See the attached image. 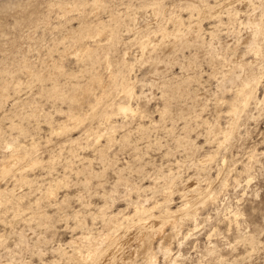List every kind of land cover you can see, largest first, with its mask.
I'll return each instance as SVG.
<instances>
[{
    "label": "rangeland",
    "instance_id": "374dc122",
    "mask_svg": "<svg viewBox=\"0 0 264 264\" xmlns=\"http://www.w3.org/2000/svg\"><path fill=\"white\" fill-rule=\"evenodd\" d=\"M79 1H82V2H80V4L83 5V7L81 6V9L78 10L79 14L77 13V10H75V11H71V14H70V12H68V13H66L67 15H65L62 12H59L60 10L57 9V7L60 4H62L63 2L64 3H66V2H77V3H79ZM90 1L93 2V0H0V77H1L0 80L3 81L4 79H8V78L11 79V78L16 77V80L18 79L20 81V86L18 85V87H16L17 92L15 90L13 92L15 85L12 84L13 88L11 86L10 87L11 89H9L8 100L4 101L3 104L0 105L1 106L0 107V115L2 116V119L0 116V133H1V135H0L1 136L0 137V143H1L0 155H2L3 154L2 151H4V149H3V142L4 141L3 140H5V139L11 140L10 138L12 136H17L18 140L21 143L26 144L27 147H29L30 143L33 141V143L36 145L35 148L37 149L35 153L44 162L43 165H35L31 168H28V171H26V174L29 175V177L32 179L33 182L30 184L31 187H29L30 185H24L21 188V190L19 189L20 192L26 193V194H24V196L21 199H18L19 201H17L14 197L9 195L10 200L8 199V201H6L3 204L6 206H2L1 205L2 203H0V210L5 211V212L0 213V219L5 218V219L0 220V233L2 232L4 235V239H3L4 242L1 241L3 246L1 244L2 249L0 248L1 249L0 250V260L2 259L0 261V264H5V262H6V264H15V263L16 264H22L23 260L27 259V260L31 261V258H32V262L34 264L35 263L40 264L42 258H44L45 260H49L50 257H54V256L56 257L57 253H55L54 250L58 244H62V243L64 244L65 241H68L71 238V237H69L70 234L72 236V234L74 233V236H76V234H80V232L82 230H85L84 227H83V229L73 228L75 226L74 224L76 223V219H74L75 215H77L78 218L79 217L81 218V216H83L82 219H85L84 221L86 223H88L87 224L88 226L93 227V231H98V230L103 229L104 227H102V226L104 224H103V221L100 219V217L97 216L96 217L97 219L95 218L96 221H94L95 219L93 218V216H91V214L96 212V211H97L96 213H98L99 208H100L99 205H101L102 203L104 204V206L102 205L104 208L103 212L106 214L115 213L120 208L124 209L126 211L132 210V206H130V205H132L131 201H135V200L143 201L144 199H150V198H151L150 201L155 199V198H157V199L159 198L161 200L164 197H166V195H164L165 194V192H164L165 187L172 186V189H173L172 194H171V198L173 199L172 201L174 204H179L181 202V196L179 195L180 191L184 192V194L187 197L189 196L190 199H195L196 196H198L196 191H193L192 188H189V186L191 184H193V185L190 187H196L197 185L199 188L202 187L203 190L201 189V191H205L206 189H211L218 196H217V199L215 200L216 204H215V202L207 203L205 205V208H203V211H202V206L200 207V210H199L200 213L198 212V214H197L198 216L196 217V218H199V219H197V223H198L199 227L197 226V229H195L192 232V234H190L187 238L181 239L182 237L179 238V236H177L176 239H174L175 237H173V236H176V235H174V231H171L170 226L167 225V227H166L167 230L168 231L170 230L173 233L172 234L173 236H171L172 239L169 240V241H172L171 242L172 244H170V242L168 241L169 245H171L170 246L171 250H173L171 255H177L178 253H181L179 255L180 257L178 260L179 264H264V103H262V102H264V100L259 104V105L262 104L261 106H257L258 104H256V103L254 104L255 100L251 99L248 107L244 111L239 112L240 114L238 113L239 117H238V120L236 121V127L230 132V134L228 135L227 141L224 144H222L223 146L221 145V147L218 148V152H217L218 154L216 153L217 155L214 157V159L208 160V162H206L205 164H201L199 159H198L201 157L205 158V156L209 150L217 149L218 145H217L216 141L213 138H209V136L208 137L206 136V135H208L206 131L209 130V127L212 126V124L214 125L216 120L217 121L219 120L218 122L222 126H225L223 124H226L227 120H228L224 114V110H225V106H223L224 103L220 104V105H214L215 101H217L218 96L220 97L221 95H223V96H226V98H227L230 94V89L232 91V89L234 88V87H231V85H229V83H226L227 87L225 89L219 85V82H220L219 80H221L222 74L226 73V72L232 73L234 70H236V71H234L235 73L237 72L238 75L241 76V78L246 79L247 77H249L248 75H250L252 77H254V75H255V77H258L259 74L261 73L262 69L264 68L263 67L264 66V37H263L264 36V30H262V29L257 30V29H259L257 26L262 27L264 25V19H262V18H264V15H263L264 14V0H243V1L242 0H231V1L226 0L227 2L225 0H222V2L219 4H218V0H211L209 2L215 3V5L218 4V6H219L220 4H222V5H220L221 7L215 6V8L217 10H219L218 14L220 13V15H219V17H216L217 19L213 18V17H209V19H208V17L203 18V20H201V22H200L201 23L200 26L197 28H196V26H195V28L193 27L195 24H191V23H195L194 19L196 18V16H193L192 18L190 17V15L186 16L187 14L190 13L189 12L190 9L188 7L185 9V7L183 5V3L187 0H157V1H155V0H141V1H143V5L140 2V0H101V5H99L98 7H96V6L91 7L92 3L91 4L88 3ZM102 1L104 2V4ZM154 1L157 3H155ZM190 1L192 3V2H196L197 0H195V1L188 0V2H190ZM234 1H236V2H234ZM128 2H130V3H128ZM219 2H220V0H219ZM242 2H244L245 4ZM53 3H54V5H53ZM85 3H86V5H85ZM197 3H202V1L198 0ZM223 3H225V4H223ZM144 4L146 5L144 8L139 6V5L144 6ZM148 4H150V6ZM163 4H165V7ZM109 5H111V6H109ZM156 5L160 9H162V12L159 11L160 9L155 10V7H157ZM175 5H177V7L179 5V8H176ZM153 6H154V9H153ZM181 6L184 7V9ZM228 7H234V8L236 7L239 11H235L234 9H233L234 11L233 10L230 11V9ZM82 8H83V10H82ZM226 8H228V9L226 10ZM140 9H142V10H140ZM167 10H169V11H167ZM182 10H184V11H182ZM245 10H246V12H245ZM149 11H152L153 13L149 12ZM170 11H172V12L170 13ZM226 11H227V13H226ZM247 11H249V12H247ZM251 11H252V13H250ZM147 12H148V14H147ZM166 12H168L169 14ZM224 12L227 15H224L223 14ZM60 13H62V15ZM124 13H125V15H124ZM132 13L135 15H131ZM149 13H151L152 15ZM174 13H176V14H174ZM43 14H44V16H43ZM88 14H89V16H87ZM126 14L130 17H127ZM241 14H243V15H241ZM79 15H82V16L80 17ZM177 15H178V17L180 16L182 18L186 17L183 19L185 21L184 22L185 25H183V27L181 28L182 30H180V32L183 33V31H185L183 34L186 37L191 35V36H189V39L191 41L190 44L179 45L180 42L178 43L177 40L173 41L174 39H173L172 35H171V37L166 36L165 38H167V40L163 39V40H165V42L167 41L166 45H165L164 41H163V45H162V47H165V48L162 49V47L161 48L157 47L158 49H155L154 51H152V49H151L150 51L154 52L155 54H153V53L152 54L151 53L145 54L144 59L142 61L136 62L135 66L133 65V67L130 69H129V67L122 65L120 59H121V57H122L121 55L123 54L124 51L128 50V52H129L128 59L129 60L133 59V58H131L132 54L135 55V54H137V52L140 53L141 41H138L139 39L140 40L141 39L146 40V38L150 37L149 39H150V41H152L151 43H153L155 40H156L155 43H157L162 38V36L160 34L161 33L160 27L163 26L162 28L166 29L167 31H169L170 28H172L173 30H176L177 26H174L175 24L173 23L172 20H174L175 17H177ZM116 16H120L121 19H120V17H118V19H116ZM131 16L132 17L134 16L135 18L134 17L131 18ZM159 16H160V18H159ZM162 16H164V17H162ZM165 16H168V17L166 18ZM170 16H171V18H170L171 21L169 19ZM57 17H58V19H57ZM65 17H68V18H65ZM147 17H149L151 19H149V18L147 19ZM70 18H72V19H70ZM110 18H112V19H110ZM127 18H128V20H126ZM219 18H220V20H218ZM43 19H45V20H43ZM98 19L103 20L104 23H107V25L110 24L111 26H109V29L110 30L112 29L113 31L115 30L114 32H116L113 38H111V37L108 38L109 40H107V42L105 41L107 36H111L110 33H108V32L103 33L105 37L102 34L97 38V39L101 38L102 42L104 44L107 43V46L110 47L109 48V54H110L111 60L113 59L112 60V62H113L112 67L110 70L113 69V72L116 70V72H114V73L117 74V78H119V76L123 75V74L125 77L126 76H127V78L129 77V79H131V80H135L134 78H136V77H137V79H140L142 77V81H138L136 84V90H137V92L142 90L143 95H146V96L142 95L143 97L140 96L139 99L137 98V100L135 99L132 101V102H134L133 103L134 105H137L139 107V111H141V113L143 112L142 113L143 116H140V113L137 112V114H135V116L129 115V117L128 116L122 117V116L118 115L116 117H113L112 119L110 118L109 121L111 123L115 122L116 124H118L117 127H119V128L117 129V127H116L113 131H111L112 133L109 131L108 132L104 131L103 133L105 135L104 134L103 135L105 137L101 136L102 138H100V142L102 144L107 145L105 150L103 149V153L105 154L104 155L105 157H103L101 155L102 153H101V150L99 149V147L101 148V145H99L100 142L97 143V146H95V144H94L95 142L93 141V139L89 140L90 143H87V138L85 137V134L83 135L82 131L86 128V126H89L88 128H90V126H91L90 129H92V127H96V126L101 127V128L100 127L93 128L91 130V132H93V131L95 132V129H96V131L99 129L101 132H102V129L103 130L106 129V127H107L106 125H109L108 124L109 121L106 119H103L102 117H101L102 118L101 119L100 117L95 115V113L97 112V114H99L102 111V109H104V108L109 109L110 104L106 105V103L112 102L113 101L112 97L114 98V101L118 100V98L119 99L125 98V97H122V95H124V94H123L121 86H119L120 81L118 80L119 82L118 81L115 82V86L113 87V89L111 87L112 86V82H111L110 83L111 86L110 87L107 86L106 92H109V89H110V93H108V96H106L107 94L104 95L103 101L101 103H99L100 105L97 103V105L94 106V109L91 110L89 107H87L88 102H90L92 100L95 103V98H93L94 94L98 95L103 90V89H101L102 86H100L99 84H96L97 82L94 83L92 85V89H91L93 92L95 90L94 94L91 92L89 97L88 96L83 97V100L85 103L83 102V104H82L83 108L80 107V110H81L80 113L87 112V117L85 118V120H83L82 124L80 125L81 127L78 126V128L76 127L74 130H72L70 132L69 131L63 132V134L61 132L59 134L60 135L59 136L58 134H55V133H52V134L49 133L50 129H48V128H50L51 123H50V121L49 122L47 121L48 119L44 116V113L45 112L51 113L50 117H52V119H54V122L56 119H65V118H63L64 114H61V113L58 114L59 112L57 113V110L59 109V107L63 110H66L67 109L66 107H68L69 103L66 101H63V100L60 101V99H54V101H52L53 98H50L47 95H44L42 92L43 87H49L50 86L49 81L48 80L43 81V82H39L38 80L34 81L35 79L33 76H31L32 75L31 72L29 70H27V68L25 67V64L31 65V66H33L34 69H37V70L41 69L42 72L43 71L46 72L47 70H49V71L51 70L50 72H53L54 70H56V71H54L56 79L59 82L60 86H62L63 89H65V91H68L69 86L72 85L73 82L75 84L76 81H77V83H79V82L81 83L82 81H84L82 83L85 84L88 81H91L90 76H91L92 72H89L91 70L93 71V73L95 71H97L95 73L101 74L100 77L101 78L104 77L101 80L105 81V83L108 81H111L110 76H109L111 73H110L109 69L106 66H104L105 64H103L104 63L103 61H101V62H99L93 66H92V64L87 63L85 61L83 63V61L78 60L76 58L75 54L71 52L73 47L70 45L71 44L70 38L63 40V37H64L63 33L66 32V30L69 28V25L76 27L78 25V22L82 23L83 20H84V23L89 21L93 24V23H96L98 21ZM133 19H136L137 21L139 20L138 23H140V22L141 23L138 24L136 20L131 21ZM167 19L169 21H167ZM212 19L213 20L215 19L214 20L215 22L212 21ZM248 19L249 20L254 19V21L256 20L257 24H260V25L256 24L254 27L249 26V24H248L249 20ZM260 19H261V21H260ZM80 20H82V21H80ZM150 20H152L153 24H149V23H151ZM192 20H194V21H192ZM114 21H117V22H114ZM142 21H143V23H142ZM144 21H146L147 23ZM210 21H212V22H210ZM219 21H220V23H218ZM243 21L246 22L247 24L246 23L244 24ZM112 22H114V23H112ZM157 22H159V23H157ZM162 22H164V24H162ZM144 23L149 24V25H145V27H143ZM231 23H232V25H231ZM172 24H173V26H172ZM113 25H114V27H113ZM125 25H127V26H125ZM134 25H135V27H134ZM153 25H155V27ZM170 25H171V27H169ZM187 25H188V27L190 26L189 29H186V28H188ZM213 25H215V26L213 27ZM244 25H247L248 27L246 28V26H244ZM128 26L133 27V28H130ZM164 26H165V28H164ZM216 26H218V28ZM116 27H117V29H116ZM128 28H130L132 31L129 30ZM137 28H138V30H137ZM157 28H158V30H157ZM211 28L215 29V30H212ZM233 28H235V29H233ZM152 29H155V30L152 31ZM196 29L200 30V32ZM110 30H107V31H110ZM173 30H170V32H172ZM189 30H190V32H189ZM210 30H212L213 32L210 33L211 32ZM252 30H253V32H255V34L252 32ZM125 31L128 33H126ZM142 31L145 33L147 31L148 32L146 33V35H144L145 33H143ZM154 31H156V35H153V34H155ZM187 31L190 34H188ZM208 31H210V32H208ZM192 32L194 33L193 35H195V33H198L199 36L195 35V36H193V38H190V37H192ZM214 32H216V33H214ZM217 32H219L218 34H220L221 36L217 35ZM130 33H131V35H130ZM148 33H149V35H148ZM139 34H141V35H139ZM208 34H210V36ZM213 34H216V35L211 36ZM251 34H253L252 37H251ZM200 35H201V38H200ZM117 37L119 38V42H117L118 41V39H116ZM144 37H146V38H144ZM250 37L251 38L255 37L254 39H256V41H255L256 43L254 42V40H251ZM158 38H160V39H158ZM195 38H196V40H195ZM197 38L199 39V41H202V42L199 43ZM213 38H214V40H217L218 38L219 39L216 42H214ZM223 38L225 39V41L223 40ZM50 39H52L54 42H56V41L57 42L54 43L52 40L50 41ZM135 39H137V40L135 41ZM191 39L197 43H195L194 41L192 42ZM200 39H202V40H200ZM206 40H209V41H206ZM245 40L248 43L247 46H246ZM248 40H250V42ZM258 40H260V41L262 40V41L260 42ZM169 42H172V43H169ZM174 42H176V43H174ZM218 42H220L221 46L218 45L219 44ZM50 43H53L51 45V47H50ZM155 43H153V44H155ZM168 43H169V45H168ZM194 43L196 46L194 45ZM221 43H223V44H221ZM252 43H254V44H252ZM260 43H262V44H260ZM55 44H57V45L59 44V45L55 46ZM209 44H212V45H210V47H208ZM215 44L217 46H215ZM256 44L257 45L260 44L259 45L261 47L260 52H262L261 56L260 55L256 56L257 59L254 56L255 53H253L254 47L256 48ZM171 45H173V47L175 49H173V47H171ZM174 45H176L177 47ZM178 45L182 46V47H178ZM198 45H200L201 50L199 49ZM223 45H226L228 47L223 46ZM125 46H126V48H124ZM150 46H152V44L149 45V47ZM187 46L188 47L190 46L191 48L189 47L190 48L189 49V48H187ZM192 46H194V47H192ZM201 46H203V47H201ZM211 46H214V47H211ZM234 46H237V47H234ZM240 46L241 47L243 46L242 47L243 49L240 48ZM245 46H246V48H244ZM215 47H216V50H215ZM220 47H221V49H220ZM114 48H116V50ZM210 48H211V50H210ZM217 48L219 50H217ZM228 48H231V49H228ZM233 48H235V50ZM251 48H252V51L250 50ZM47 49L50 51H48ZM123 49H124V51H123ZM159 49H162V50H159ZM177 49H179V51ZM52 50H54V51H52ZM173 50L174 51L177 50L176 53L175 52L171 53ZM187 50H189L190 52ZM207 50H209V51L206 52ZM224 50H226V52H224ZM241 50L243 51L242 52L243 55L241 53ZM168 51H170V52H168ZM118 52H120V53L118 54ZM166 52H168V53H166ZM218 52H219V54H217ZM161 53H162V55L163 54L165 55V53H166V56L163 55L164 59H163V57H161L162 56ZM180 53H183L182 54L183 56ZM192 53H194V54H192ZM223 53L224 54L226 53V54L224 55ZM233 53L236 54L235 57H234ZM244 53H246V54L244 55ZM150 54H151V56H150ZM221 54H222V57L220 56ZM167 55L169 56V58H171V59H168V61H167V57H168ZM172 55H173V57H172ZM175 55H176V57H175ZM179 55L182 57H185V59L182 58L183 59L182 60ZM199 55H200V57H199ZM237 55H238V57L239 56L240 57L238 58ZM148 56H150V57L153 56V60H152V58H150ZM186 56H188L187 58H189V59H187ZM189 56H192V57H189ZM158 57H160L161 59ZM174 57H175V59H177L176 61H175ZM201 57H203V58H201ZM230 57L233 60H231ZM246 57H249V58H246ZM200 58H201V60H200ZM211 58H213L214 62L217 61L216 62L217 64L214 63L213 61H211L212 60ZM226 58H227V60H226ZM55 59H58L61 61L62 65H63L62 66L63 68H61L62 70H64V71L68 70V72H64L65 74L63 76H62L63 73H59V71L57 69H55L54 67L52 68V66H51L53 63V60H55ZM149 59L151 60V63H153V64L150 63ZM208 59H210V60L207 61ZM219 59H222V60L219 61ZM248 59H250V60H248ZM117 60H119V62ZM239 60H240V62H239ZM259 60L261 63L258 62ZM154 61H155V63H154ZM188 61H190V62H188ZM198 61H200V62H198ZM210 61L214 65H211V63H208ZM222 61L225 64H222L221 63ZM159 62L161 65H158ZM197 63H200V64H197ZM238 63H241V65L240 64L237 65ZM256 63H257V65H255ZM89 64H90V66H88ZM101 64H102V66H100ZM149 64H151V65H149ZM168 64H170V65H168ZM183 64L185 67L182 66ZM258 64H259V66H258ZM225 65H226V67H225ZM98 66H100V67H98ZM155 66H156L158 72L157 71L154 72V70L153 71L151 70V68L155 67ZM167 66H169V68ZM212 66H214V68H215L214 73H213ZM218 66L222 69L218 70ZM104 67L107 69H105ZM164 67H166V68H164ZM230 67L231 68L234 67V69H231ZM250 67H251V70H250ZM258 67H259V69H258ZM187 68H188V70H187ZM228 68H230L232 71L231 70L228 71L229 70ZM239 68H242L243 73H242V70ZM45 69H47V70H45ZM165 69H166V72L163 71ZM119 70H121V71H119ZM123 70L125 73L122 72ZM179 70H180V72H179ZM248 70H249V72H247ZM20 71H22V72H20ZM181 71L184 74V76L182 75ZM198 71H199V73H198ZM209 72H211V74H210L211 76H214V75H216V76L211 78L209 75ZM216 72H218V73H216ZM68 73L71 75H69ZM118 73H119V75H118ZM160 73L163 75H161ZM185 73H187V74H185ZM176 74L180 75V76L179 77L174 76ZM189 74H191V75L189 76ZM197 74H199V75H197ZM75 75H78L77 77H79V75H80L81 79L76 78ZM81 75L82 76L84 75V76L81 77ZM164 75H166V76H164ZM220 75H221V77H220ZM232 75L235 76V74H233V73H232ZM29 76H31L32 78ZM72 76H74V77H72ZM106 76L107 77L109 76V77L107 78ZM168 76H170L169 79H168ZM181 76L183 77V79ZM191 76H193V77L190 78ZM10 79H8V80H10ZM152 79H154V80H152ZM167 79H168L167 82H163V81H166ZM177 79H178V81L180 79V81H179L180 83L178 82V84H176ZM197 79H199V80H197ZM204 79L206 80V82ZM24 80H25V82H24ZM28 80H29V84H28ZM143 80L145 82H143ZM30 81H32V82H30ZM170 81H171L172 85L182 86V89L180 88L181 89L180 90L181 92L179 93L180 95H177L179 98H176L175 100H173L171 102L170 106L168 107V111L164 112V108H163L164 102H162V101H164V97L162 96L164 89H162V87H163L162 85L165 83H169ZM155 82H157V83H155ZM172 82H174V83H172ZM196 82H198V83H196ZM213 82H216V84ZM262 82H264V79ZM262 82L258 86V92H260L259 93L260 95H263V93H264ZM45 83L47 86L45 85ZM97 85H99V86L96 87ZM147 85H149V86L147 87ZM166 85L167 84H165V86L163 88H166ZM149 87H151V89H149ZM93 88H94V90H93ZM99 88H100V90H99ZM96 90H97V92H96ZM188 90H190V92H188ZM201 90H203V91H201ZM219 90H220V92H219ZM184 91H186V92H184ZM205 92H207L208 95ZM188 93H189V95H187ZM184 94H186L187 96H190V95L191 96H190V98L189 97L187 98L186 95L184 96ZM198 94H199V96H198ZM203 94L206 95L208 98L206 96H205L206 97L205 98ZM80 95H82V94H80ZM215 95L217 96V98ZM87 97H88V99H87ZM105 97H107V98H105ZM192 97H194V98H192ZM89 98H91V99H89ZM14 99H15V102L13 101ZM85 99L87 100V102ZM108 99H110L109 100L110 102L108 101ZM177 99H178V101H177ZM199 99L200 100L202 99L201 100V101H203L202 104H201V101H198ZM106 100H107V102H106ZM92 101H91V103H93ZM195 101H196V103L194 104ZM12 102L14 105L11 104ZM138 102H140V103H138ZM192 102H193V105L192 104L190 105V103H192ZM27 103H29V104H27ZM177 103H179V104H177ZM9 104H11V105H9ZM37 104H38V106H37ZM42 104H44V105H42ZM58 104H60V105H58ZM85 104H87V105H85ZM180 104H186V105H180ZM216 104H218V103L216 102ZM16 105L18 107L14 108V107H16ZM195 105L197 106L196 109H195ZM35 106H37V108L35 109L36 111L35 110L33 111V107H35ZM191 106L192 107L194 106L193 107L194 116L193 115L186 116L187 114L185 116L180 115V117L186 118L187 121L189 119L188 122L186 121V119L184 121L183 118L181 119L179 116L178 117L181 120L179 118H176L178 113L182 112L183 110L189 111L192 108ZM101 107H104V108H101ZM200 107L204 108V110H201ZM219 107H220V109H219ZM85 108L89 109V110H86ZM15 109H16V111H15ZM82 109L84 111L85 110L86 111L84 112ZM181 109H183V110H181ZM198 109H200V110H198ZM162 110L165 114L161 117V114L163 113V112H161ZM218 110L221 113H219ZM91 111H94V112H92V115H91ZM170 111H171V113H170ZM88 112H89V114H88ZM174 112H178V113L174 114ZM189 112L192 114V109ZM198 112L200 114H198ZM166 113H169V114L166 115ZM217 113L220 115V117H216V116H218ZM8 114L10 115L9 118H8ZM14 114H16L17 116ZM158 114H160V115H158ZM170 114H171V116H170ZM197 114L199 116H197ZM212 116H214V117H212ZM92 117H95V118H92ZM152 117H153V119H152ZM189 117H191L193 119L191 120V118H189ZM203 117L206 120H204ZM215 117L219 118V119H216ZM99 118H100V120H99ZM149 118H151V119H149ZM174 118H176V120L179 119V121L176 123V120ZM90 119H93V120L90 121ZM159 119L161 121H158ZM170 119H171V121L173 119V122H171ZM27 120H28V122H27ZM104 120H106V121H104ZM128 120L131 122L129 123ZM150 120H152V121H150ZM16 121L18 123H20V125L17 124L19 127H14L12 125L10 127V122L11 123L14 122V124H15V123H17ZM125 121H126V123H125ZM193 121H196L195 124H198V125H195ZM99 122H100V125H97ZM120 122H124L125 124L122 126L120 124ZM198 122H201V123H198ZM222 122H223V124H222ZM35 123H36V126H35ZM143 123L144 124L147 123V125H149V127L146 125L144 126ZM182 123L184 124V126H181ZM187 123H188V125H187ZM238 123H240V124H238ZM137 124L138 125L140 124L141 126H138ZM162 124L165 127V128L163 127L164 129L162 128ZM173 124H175V125H173ZM209 124H210V126H209ZM21 125H23V126H21ZM119 125H121L122 128ZM170 125H171V127L173 126V128H170ZM237 125H239V128ZM32 126H33V128H32ZM136 126H137V128H136ZM29 127H31V128L28 130ZM83 127H85V128H83ZM141 127L145 128V129H143ZM180 127H182L183 129ZM187 127L188 128L192 127V128H190V131H189V129ZM206 127H208L207 130H204ZM21 128H23V129H21ZM134 128L137 132H135V130H133ZM168 128H170V129H168ZM179 128H180V130H179ZM129 129H131V130H129ZM172 129H174L173 132L171 131ZM185 129L187 132L185 131ZM24 130H26V131L24 132ZM124 130H126V131H124ZM117 131H119L121 134ZM165 131H166V133H164ZM169 131H171L172 133L169 134ZM177 131H178V133H177ZM197 131H198V133H197ZM204 131L206 132L205 134H204ZM23 132L26 134V136ZM29 132H31V133H29ZM76 132H77V134H76ZM167 132L169 135L167 134ZM66 133H69V135H68L69 137H66L67 136V135H65ZM180 133H182L183 135L182 134L180 135ZM185 133L188 136H186ZM21 134H24V135H21ZM118 134H120L119 137H117ZM124 134H126V136H129V138H128V140H130L129 143H126V142L123 143V141H121V139H120L121 135H124ZM139 134H144V135H139ZM154 134L155 135L157 134V135L155 136ZM177 134H179V135H177ZM201 134H203V135H201ZM5 135H7V136H5ZM73 135H75V136H73ZM77 135H80L82 137L79 140L80 144L82 143L81 144L82 146H78L79 143H76V142L74 144L73 143L67 144L68 142H70V138L78 137ZM172 135L175 137L171 138ZM112 136H114V137H112ZM168 136H170V137H168ZM192 136H194V137H192ZM59 137L62 139L60 140ZM109 137H112L113 139L115 138L114 139L115 142H114V140L108 141L107 139ZM146 137H147V139H143ZM31 138H32V140H30ZM155 138H157V140H159V141L157 142V140ZM151 139H153V140H151ZM187 139H188V141H186ZM211 139H212V141H211ZM103 140H105V143L103 142ZM155 140L157 142L156 144H154ZM182 140L183 141L185 140V141L183 142ZM190 140L192 142H190ZM59 141H60V143H59ZM179 141L182 142L181 146H178L180 144ZM110 142L112 144H110ZM148 142H150V143L148 144ZM185 142L190 143V144H187ZM214 142H215V144H214ZM86 143L88 145L90 144L91 146L86 145ZM146 143H147V147H146ZM191 143H193L197 147H195L194 145L191 146ZM62 144H64V146ZM71 144H72V146H69ZM122 144H124V145H122ZM176 144H178V145H176ZM185 145H187V147H185ZM188 145L192 148H190ZM182 146H184L185 148H183ZM87 147H89V148H87ZM90 147H92V149H90ZM193 147H194V149H193ZM252 147H254V148H252ZM81 148H83V149H81ZM138 148H141V150ZM186 148L191 150V151H188ZM133 149L135 150V152ZM252 149L254 151H252ZM69 150L70 151L73 150V152H75V153H73L72 151L70 153ZM75 150H77V151H75ZM138 150L140 152H138ZM185 150H186V152H185ZM142 151H145V152H142ZM141 152H142V154H141ZM138 153H140V157H138L139 156ZM250 153L253 155H251ZM78 154L79 155L81 154V156H78ZM100 155H101V157H100ZM84 156L85 157L87 156V157L85 158ZM141 156H142V158H141ZM224 156H225V161L223 162L222 159H224ZM110 157H112V158H110ZM87 158L89 159V161L87 160ZM132 158H134L135 160ZM189 158H190V160H189ZM255 158H257V159H255ZM142 159L145 161H143ZM220 159L222 160V162ZM178 160H180V161L178 163H176ZM106 162H107V165H109V166L106 165ZM246 162H248V163H246ZM53 163H55V165H53ZM58 164H60V165H58ZM64 164H66L67 166L65 165L66 167H64ZM75 164H77V165H75ZM81 164H82V167H81ZM85 164H87V166H84ZM88 164H90V165H88ZM111 164H112V166H111ZM206 164H208V165H206ZM246 164H248L250 167L247 166ZM21 165H23V164L20 163V165H18V166H21ZM51 165H52V168H55V170H53L52 168H49V166L51 167ZM168 165H172V166H168ZM196 165H198L199 167ZM244 165L246 166L247 170H246ZM68 166H69V168H68ZM104 166H106V167H104ZM115 166L118 167V169H116ZM138 166H140V167H138ZM158 166L162 167V169L158 168ZM175 166H177V167H175ZM46 167H48V168L45 169ZM63 167H64V169H63ZM120 167H122V168H120ZM167 167L170 168L171 170L167 169ZM196 167L200 168V169H197ZM202 167H203V169H201ZM78 168L79 169L81 168V170H79ZM84 168H86L87 170H83ZM104 168H105V170H104ZM138 168L140 169L139 170L140 172H138ZM177 168L178 169L180 168V169L178 170ZM221 168H222V170H221ZM32 169H33V171H32ZM41 169H43V170H41ZM76 169H77V172H76L77 174L75 173L76 174L75 175L74 172L76 171ZM120 169H122V170L120 171ZM218 169L220 170L219 172H218ZM29 170H31V171H29ZM67 170L68 171L71 170V171L67 172ZM78 170H79V172H78ZM196 170H198L199 172H197ZM80 171H82V173ZM96 171H97L98 175H96L97 174V173H95ZM62 172L63 173L65 172L66 184L61 185V188H58L57 193H56V197L51 199V200H48L46 198H42V200H40L39 202L38 201L36 202L35 197H38L40 195V192H39L40 187H42L43 185H47V182L50 179L54 178L53 176H55V175H58L60 177H61V175L64 176L62 174ZM164 172L169 174L170 176L165 174ZM220 172H221V174H220ZM162 173H163V175H162ZM216 173H217V175H216ZM245 173H247V174H245ZM121 174L123 176L120 177ZM154 174H156L155 178H154ZM157 174H159V175H157ZM164 174L166 175V177L169 176V178H172L173 182L174 181L175 182L172 183V185L169 184L167 181L169 178L168 177H167V179L163 178V177H165ZM196 174H199V176H197ZM50 175H53V176H50ZM94 175H96V177H94ZM143 175H144V178H143ZM218 175L220 177H217ZM187 176H188V178H187ZM189 176H191V178ZM208 176H210V177H208ZM224 176H227V177L224 178ZM118 177L123 179V180L119 181ZM214 177H216V178H214ZM44 178H47L48 180H46ZM205 178H207V179H205ZM67 179H68V181H67ZM80 179H82V180H80ZM177 179H180V180H177ZM202 179H204V180L202 181ZM208 179H209V181H206ZM38 180L41 182H39ZM114 180H116V181H114ZM124 180H126V182ZM157 180L159 182H157ZM6 181H8V182H6ZM163 181L165 183H163ZM14 182L15 181L13 179V176L7 175L6 178H4L3 180H0V187L4 188V187L8 186V188H11L12 187L11 184H13ZM120 182H122V183H120ZM197 182H199V183H197ZM40 183H41V185H40ZM94 183H95V185L93 186ZM130 183H132L133 185ZM158 183H159V185L161 184V186H159ZM206 183H210L211 187H209L210 185H208V184H207L208 185V187H207L205 185ZM222 183L223 184L226 183V185H224V187H223V186H221ZM4 184H5V186H4ZM119 185L122 189L119 187ZM122 185L125 186L126 188L125 187L123 188ZM183 185H185V186H183ZM111 186H113L114 189ZM140 186H142L143 188L141 189ZM137 187H139V188H137ZM145 187H147V188H145ZM148 187H151V188L149 189ZM152 187H155L156 189L152 188ZM28 188H30V189H28ZM32 188H34V190ZM118 188H120V189H118ZM185 188H188V189L185 190ZM77 189H83V190H81V192H80V190H77ZM177 189H178V191L180 189V191L178 192ZM19 190H17L16 192H19ZM31 190H33V191H31ZM189 190H192V191H189ZM117 191L119 192L118 193L119 197H117V195H116ZM160 191H161V193H160ZM192 192L194 193V195ZM28 193H30V194H28ZM59 193H61V194H59ZM80 193H83V194H80ZM148 193H150V194H148ZM162 193H164L163 198L161 196ZM67 194L70 195V197ZM75 194L81 195V197L76 196ZM190 194L192 197H190ZM107 195L110 198L107 197ZM138 195H140V196H138ZM145 195H147V196H145ZM151 195L152 196L154 195L153 199H152ZM158 195H160V196H158ZM67 196L69 197L68 199H67ZM73 196H75V197H73ZM132 196L135 200L132 198ZM64 197H65V200L63 202V200L61 201V199H63ZM23 198H24V200H23ZM11 199H12V201H11ZM115 199H116V201H114ZM27 200H30V201L32 200V201L30 202ZM126 200L127 201L129 200V201L127 202ZM103 201H106V202H103ZM14 202H17V203L15 204ZM9 203H11V204H9ZM12 203H14V205H12ZM25 203H26V205H29L28 203H31L32 207L31 206L26 207ZM56 203H58L60 205H57ZM98 203H101V204H98ZM21 204L24 206V208L25 207L26 208L24 209ZM86 204H87V207H86ZM7 206H9V207H7ZM42 206H46V207L45 208L43 207V209H41ZM56 206L57 207L59 206L58 211H56L57 210ZM105 206H107V207H105ZM111 206H113V207H111ZM206 206H207V208H206ZM27 208H28V210H27ZM79 208H81V209H79ZM7 209H10V210H7ZM29 209H31V210H29ZM72 209H74V210L72 211ZM90 209H92V210H90ZM12 210L13 211L15 210V211L13 212ZM36 210L37 211L38 210H41V211L45 210L48 214L49 213L51 214V215L49 214L51 220L50 219L47 220V222H48L47 224L49 225L48 229H47V225L44 223L45 224L44 227L46 229L43 231V229H44L43 224H42V226H40L41 223L38 222V219L34 215L33 216L32 215L27 216V214H29V213L34 214L36 212ZM18 211H19V213H18ZM87 212H89V213H87ZM239 212H240V214H239ZM4 213H5V215H4ZM13 213H14V217L12 216ZM16 213L18 216L16 215ZM1 215L2 216L4 215V216L2 217ZM52 215H54V216H52ZM201 215H202V219H201ZM27 217H28V219L31 220L30 223H29L28 219H25ZM32 217H34V218H32ZM204 217H205V220H204ZM23 218L25 220H23ZM91 219L93 221H90ZM2 220H3V222H2ZM57 220H58V222H56ZM90 223L91 224L98 223V224H94L93 226H91ZM17 224L20 226H18ZM50 224L51 225L53 224L52 226L56 227V228H52ZM194 224L195 223H194L193 219H191V218L188 219V221L186 219L183 220V224H182L183 231L185 232L187 230L188 226L193 227ZM9 226L12 228H15V227L16 228L12 232L13 229L11 228L12 229L11 230L9 228ZM31 227L35 228V229L34 230L31 229ZM68 227H70V228H68ZM50 228H52V230L54 229L55 231L50 230ZM2 229H3V231H1ZM37 229L39 230V232L37 231ZM74 229H76V230L74 231ZM20 231H21V233H20L21 235L19 234ZM22 231H24V232H22ZM6 232H8L9 234ZM25 232H27L28 234ZM44 232L46 234H44ZM49 232H52V234H50ZM31 233H32V235H29ZM39 234L44 235V236H40ZM53 234H54V236H53ZM250 234H251V236H250ZM19 236H21L22 238ZM23 237H24V242L21 241V240H23ZM43 237H45V239L48 238L50 241L48 240L49 241L48 242L47 239L45 241ZM49 237H51L53 239H51ZM68 237H69V239H68ZM16 238H18V239H16ZM5 239L7 240V243H6ZM17 240H19V241H17ZM249 240L251 241L250 245L248 243V242H250ZM43 242H45V243L43 244ZM176 242H178V243H176ZM17 243H20V244H17ZM48 243H50V244H48ZM179 244H181V245H179ZM21 245L24 247L23 248L20 247ZM255 245L256 246L258 245V246L256 247ZM63 246H65V245H63ZM5 249H7V250H5ZM10 249L12 251H9ZM67 249H69V247H67ZM24 250H25V254H23ZM33 251L35 252V254ZM18 252H19V254H18ZM13 254H15V255H13ZM3 255H5L9 259ZM10 257L12 259H10ZM50 259H52V258H50ZM166 261H167V255L164 254V252L158 251L157 252V262L159 264L160 263L165 264ZM132 264H141V260L139 258H136Z\"/></svg>",
    "mask_w": 264,
    "mask_h": 264
},
{
    "label": "bare ground",
    "instance_id": "6f19581e",
    "mask_svg": "<svg viewBox=\"0 0 264 264\" xmlns=\"http://www.w3.org/2000/svg\"><path fill=\"white\" fill-rule=\"evenodd\" d=\"M155 1H157V0H155ZM154 1V2H155ZM193 1H195V0H193ZM198 1V0H197ZM197 1L196 2H192L191 3V1L190 2H188V0L187 1H183L182 3H183V5H184V7H185V9L188 7L189 9H190V13L189 14H187L186 16H189L190 15V17L192 18L193 16H196V18L194 19V20H192V21H194L195 23H191V24H195L193 27L195 28V26H196V28L197 27H199L200 26V22H201V20H203V18H207L208 17V19H209V17H213V18H216V17H219V15H220V13L218 14V12H219V10H217L216 8H215V6H218V4L219 3H221L222 2V0H220V2H219V0H218V4L217 5H215V3H210L209 1H211V0H201L202 1V3H197ZM226 1V0H225ZM231 1V0H230ZM243 1V0H242ZM80 2H82V1H79V3H77V2H66V3H62V4H60L58 7H57V9H59L60 11L59 12H62L63 14H65V15H67L66 13H68V12H70V14H71V11H75V10H77V13H78V10H80L81 9V6L83 7V5H81L80 4ZM103 2V1H102ZM140 2L142 3V5H143V1H141L140 0ZM152 2V1H151ZM227 2V1H226ZM234 2H236V1H234ZM239 2V1H238ZM249 2V1H248ZM88 3H92L91 4V7H94V6H96V7H98L99 5H101V0H93V2H88ZM128 3H130V2H128ZM155 3H157V2H155ZM160 3V2H159ZM163 3V2H162ZM165 3V2H164ZM242 3H244V2H242ZM103 4H104V2H103ZM167 4V3H166ZM174 4V3H173ZM223 4H225V3H223ZM232 4V3H231ZM234 4V3H233ZM245 4V3H244ZM247 4V3H246ZM53 5H54V3H53ZM85 5H86V3H85ZM84 5V6H85ZM142 5H139L140 7H145L146 5L144 4V6H142ZM149 6H150V4H148ZM161 5V4H160ZM159 5V6H160ZM164 5V7H165V4H163ZM220 5H222V4H220ZM219 5V6H220ZM109 6H111V5H109ZM155 6V5H154ZM154 6H153V9H154ZM157 6V5H156ZM176 6V8H179V5H178V7H177V5H175ZM201 6V7H200ZM218 6V7H219ZM224 6V5H223ZM233 6V5H232ZM238 6V5H237ZM245 6V5H244ZM254 6V5H253ZM103 7V6H102ZM182 7V6H181ZM184 7H182L183 9H184ZM217 7V8H218ZM221 7V6H220ZM241 7V6H240ZM251 7V6H250ZM147 8V7H146ZM152 8V7H151ZM224 8V7H223ZM229 9H230V11H232L233 9L235 10V11H239L236 7L234 8V7H228ZM228 8H226V10L228 9ZM243 8V7H242ZM96 9V8H95ZM94 9V10H95ZM160 8L157 6V7H155V10H159ZM181 9V8H180ZM237 9V10H236ZM82 10H83V8H82ZM81 10V11H82ZM98 10V9H97ZM140 10H142V9H140ZM152 10V9H151ZM170 10V9H169ZM169 10H167V11H169ZM173 10V9H172ZM179 10V9H178ZM188 10V9H187ZM221 10V9H220ZM233 10V11H234ZM248 10V9H247ZM254 10V9H253ZM144 11V10H143ZM160 12H162V9H160L159 10ZM164 11V10H163ZM182 11H184V10H182ZM241 11V10H240ZM243 11V10H242ZM80 12V11H79ZM128 12V11H127ZM149 12H152V11H149ZM172 11H170V13H171ZM245 12H246V10H245ZM247 12H249V11H247ZM58 13V12H57ZM62 13H60L61 15H62ZM73 13V12H72ZM95 13V12H94ZM111 13V12H110ZM135 13V12H134ZM153 13V12H152ZM159 13V12H158ZM157 13V14H158ZM166 13H168V12H166ZM187 13V12H186ZM226 13H227V11H226ZM250 13H252V11L250 12ZM262 13V12H261ZM69 14V15H70ZM79 14V13H78ZM115 14V13H114ZM146 14V13H145ZM147 14H148V12H147ZM149 14H151V13H149ZM156 14V15H157ZM169 14V13H168ZM167 14V15H168ZM174 14H176V13H174ZM224 15H227V14H225V12L223 13ZM238 14V13H237ZM83 15V14H82ZM82 15H79L80 17L82 16ZM96 15V14H95ZM124 15H125V13H124ZM123 15V16H124ZM127 15V14H126ZM131 15H135V14H131ZM137 15V14H136ZM152 15V14H151ZM171 15V14H170ZM179 15V14H178ZM178 15H177V17H175V19L174 20H172L173 21V23L175 24L174 26H177V29L176 30H173L172 28H170L169 29V31H167L166 29H163L162 27H160L161 28V30H160V34H161V36H162V38L160 39V38H158V39H160V41L159 42H157V43H155L156 42V40L153 42V43H155V44H153V43H151L152 41H150V37L149 38H146V37H144V38H146V40H138V41H141V51H140V53L139 52H137V54H135V55H133L132 54V56H131V58H133V59H128V56H129V52H128V50L127 51H124V49H123V54L121 55L122 57H121V63H122V65H125L126 67H129V69L130 68H132L133 67V65L135 66V63L136 62H139V61H142L143 59H144V57H145V54H147V53H153V54H155L154 52H151L150 50L152 49V51H154L155 49H158L157 47H159V48H161L162 47V45H163V41L165 42V40H163V39H166L167 40V38H165L166 36H170L171 37V35L173 36V41H178V43L180 42V44L179 45H182V44H190L191 43V41H190V39H189V36H191V35H189L188 37H186L183 33L185 32V31H183V33L182 32H180V30H182L181 28L183 27V25H185L184 24V18H186V17H184V18H182V17H178ZM234 15V14H233ZM241 15H243V14H241ZM250 15V14H249ZM264 15V14H263ZM43 16H44V14H43ZM46 16V15H45ZM58 16V15H57ZM71 16V15H70ZM87 16H89V14L87 15ZM122 16V15H121ZM173 16V15H172ZM182 16V15H181ZM185 16V15H184ZM222 16V15H221ZM64 17V16H63ZM115 17V16H114ZM118 17H120V16H116V19H118ZM125 17V16H124ZM123 17V18H124ZM127 17H130V16H128L127 15ZM134 17V16H133ZM132 16H131V18H133ZM162 17H164V16H162ZM166 18L168 17V16H165ZM65 18H68V17H65ZM90 18V17H89ZM102 18V17H101ZM113 18V17H112ZM112 18H110V19H112ZM135 18V17H134ZM137 18V17H136ZM149 17H147V19H148ZM159 18H160V16H159ZM165 18V19H166ZM171 18V16L169 17V19ZM189 18V17H188ZM190 18V19H191ZM221 18V17H220ZM220 18L218 19V20H220ZM246 18V17H245ZM248 18V17H247ZM42 19V18H41ZM57 19H58V17H57ZM70 19H72V18H70ZM91 19V18H90ZM120 19H121V17H120ZM144 19V18H143ZM149 19H151V18H149ZM211 19V18H210ZM217 19V18H216ZM262 19H264V18H262ZM43 20H45V19H43ZM54 20V19H53ZM108 20V19H107ZM114 20V19H113ZM125 20V19H124ZM123 20V21H124ZM126 20H128V18L126 19ZM130 20V19H129ZM136 19H133V20H131V21H135ZM154 20V19H153ZM156 20V19H155ZM159 20V19H158ZM215 20V19H214ZM213 19H212V21H214ZM249 20V19H248ZM55 21V20H54ZM80 21H82V20H80ZM87 21V20H86ZM111 21V20H110ZM137 21V20H136ZM139 21V20H138ZM138 21H137V23H138ZM147 21V20H146ZM146 21H144V22H146ZM151 21V23H149V24H153L152 23V20H150ZM149 21V22H150ZM167 21H169L168 19H167ZM170 21H171V19H170ZM191 21V22H192ZM212 21H210V22H212ZM245 21V20H244ZM243 21V22H244ZM260 21H261V19H260ZM78 22V21H77ZM114 22H117V21H114ZM114 22H112V23H114ZM125 22V21H124ZM156 22V21H155ZM190 22V21H189ZM215 22V21H214ZM234 22V21H233ZM240 22V21H239ZM238 22V23H239ZM53 23V22H52ZM63 23V22H62ZM136 23V22H135ZM141 23V22H140ZM140 23H138V24H140ZM142 23H143V21H142ZM147 23V22H146ZM146 23H144L143 25V27H145V25H149V24H146ZM157 23H159V22H157ZM171 23V22H170ZM169 23V24H170ZM218 23H220V21L218 22ZM226 23V22H225ZM246 22H244V24H245ZM109 24V23H108ZM126 24V23H125ZM128 24V23H127ZM162 24H164V22H162ZM190 24V23H189ZM188 24V25H189ZM215 24V23H214ZM247 24V23H246ZM248 24H249V26H255L256 24H257V22H256V20L254 21V19H250L249 20V22H248ZM129 25V24H128ZM131 25V24H130ZM166 25V24H165ZM188 25H187V27H188ZM216 25V24H215ZM215 25H213V27L215 26ZM229 25V24H228ZM227 25V26H228ZM231 25H232V23H231ZM257 25H260V24H257ZM41 26V25H40ZM50 26V25H49ZM55 26V25H54ZM58 26V25H57ZM109 26H111L110 24L109 25H107V23H104V21L103 20H99L98 19V21L96 22V23H91V22H85L84 23V20H83V22L82 23H79L78 22V25L75 27H73L72 25H69V28L66 30V32L65 33H63L64 35V37H63V40H66L67 38H70V41H71V46L73 47V49H72V53H74L75 54V56H76V58L78 59V60H81V61H83V63H84V61L85 62H87V63H90V64H92V66L93 65H95V64H97V63H99V62H101V61H103L102 63L103 64H105L104 66H106L108 69H109V71H110V80L111 81H108V82H106L105 83V81H102L101 79L102 78H104V77H100L101 76V74H99V73H95V72H97V71H95L94 73H93V71L91 70V71H89V72H92L91 73V76H90V80L91 81H88L87 83H85V84H83L82 82H84V81H82L81 83L79 82V83H77V81H76V83L74 84V82L72 83V85H70L69 86V89H68V91H65V89H63V87L62 86H60V84H59V82L57 81V79H56V76H55V72L54 71H56V70H52L53 72H50L49 70H47V69H45V70H47L46 72H42V70L41 69H39V70H37V69H34L33 68V66H31V65H27V64H25V67L27 68V70H29L30 72H31V76H33L34 77V81H39V82H43V81H46V80H48L49 81V84H50V86L49 87H43V90H42V92H43V94L44 95H47L48 97H50V98H53V100L52 101H54V99H60V101L61 100H63V101H66V102H68L69 104H68V107H66L67 109L66 110H63V109H61L60 107H59V109L57 110V113L58 114H64V117L63 118H65V119H56L55 120V122H54V119H52V117H50L51 116V113H49V112H45L44 113V116L48 119L47 121L49 122L50 121V123H51V126H50V128H48V129H50V131H49V133H55V134H60L61 132H62V134H63V132H66V131H72V130H74L76 127L78 128V126L79 127H81L80 125L82 124V122H83V120H85V118L87 117V112H85L86 110H89V109H86L84 112L85 113H80V107L81 108H83L82 107V104H83V102H84V100H83V97H85V96H88L89 97V95L91 94V92L94 94V92H95V90H94V88H93V90H94V92L91 90L92 89V85L94 84V83H96V84H99L100 86H102L101 87V89H103L102 90V92L100 93V94H94V97L93 98H95V103H94V101H92L93 103H91V101L90 102H88V106L87 107H89L91 110L92 109H94V106H96L97 105V103L99 104V103H101L102 101H103V98H104V95H106V96H108V93H110V89H109V92H106L107 91V86H111V82H112V89H113V87L115 86V82L116 81H118L119 82V86H121V88H122V91H123V94L124 95H122V97H125L124 99H119L118 98V100H115L114 101V98L112 97V99H113V101L112 102H110L109 100L111 99H108V101L110 102V103H106V105H108V104H110V107H109V109H105L104 107H101V108H104V109H102V111L99 113V114H97V112L95 113V115H97L98 117H102L103 119H106V120H110V118L112 119L113 117H116V116H122V117H126V116H128L129 117V115H134L135 116V114H137V112H139L140 113V116H143V112L141 113V111H139V107L137 106V105H134L133 103L134 102H132L133 100H137V98L139 99V97L140 96H142L143 95V91L142 90H140L139 92H137V90H136V84H137V82L138 81H142V77L140 78V79H137V77L136 78H134L135 80H131V79H129V77L127 78V76L125 77L124 76V74L123 75H120L119 76V78H117V74L116 73H114V72H116V70L113 72V69L112 70H110L111 69V67H112V60H111V57H110V54H109V46H107V43L106 44H104L103 42H102V39L101 38H99V39H97L100 35H102L104 32H108V33H110V35L111 36H107V38H106V42H107V40H109L108 38L109 37H111V38H113L114 37V35H115V33L116 32H114L112 29L110 30L109 29ZM118 26V25H117ZM125 26H127V25H125ZM124 26V27H125ZM154 27H155V25H153ZM172 26H173V24H172ZM219 26V25H218ZM218 26H216L217 28H218ZM244 26H246V28L248 27L247 25H244ZM113 27H114V25H113ZM112 27V28H113ZM128 27H130V26H128ZM134 27H135V25H134ZM140 27V26H139ZM142 27V26H141ZM142 27V28H143ZM152 27V26H151ZM159 27V26H158ZM169 27H171V25L169 26ZM185 27V26H184ZM259 29H257V30H260V29H262V30H264V25L262 26V27H259V26H257ZM130 28H133V27H130ZM130 28H128L129 30H131ZM148 28V27H147ZM153 28V27H152ZM159 28V29H160ZM164 28H165V26H164ZM190 28V26L188 27V28H186V29H189ZM231 28V27H230ZM256 28V27H255ZM116 29H117V27H116ZM141 29V28H140ZM185 29V30H186ZM199 29V28H198ZM198 29H196V30H198ZM209 29V28H208ZM212 29V28H211ZM229 29V28H228ZM233 29H235V28H233ZM29 30V29H28ZM38 30V29H37ZM44 30V29H43ZM64 30V29H63ZM107 30H110V31H107ZM137 30H138V28H137ZM153 30H155V29H152V31ZM157 30H158V28H157ZM156 30V31H157ZM170 30H173L172 32H170ZM206 30V29H205ZM212 30H215V29H212ZM212 30H210V31H208V32H210V33H212L213 31ZM221 30V29H220ZM256 30V29H255ZM117 31V30H116ZM132 31V30H131ZM134 31V30H133ZM145 31V30H144ZM156 31H154L155 32V34H153V35H156ZM199 32H200V30H198ZM219 31V30H218ZM233 31V30H232ZM231 31V32H232ZM239 31V30H238ZM246 31V30H245ZM126 32V31H125ZM143 32V31H142ZM148 32V31H147ZM146 32V33H147ZM188 32V31H187ZM189 32H190V30H189ZM188 32V34H190ZM230 32V31H229ZM250 32V31H249ZM252 32H253V30H252ZM260 32V31H259ZM38 33V32H37ZM126 33H128V32H126ZM133 33V32H132ZM141 33V32H140ZM143 33H145V32H143ZM146 33L144 34V35H146ZM214 33H216V32H214ZM219 32H217V35H220V34H218ZM239 33V32H238ZM254 34H255V32H253ZM107 34V33H106ZM151 34V33H150ZM194 33L192 32V37H190V38H193V36H195V35H198V33H195V35H193ZM202 34V33H201ZM222 34V33H221ZM232 34V33H231ZM246 34V33H245ZM248 34V33H247ZM260 34V33H259ZM49 35V34H48ZM53 35V34H52ZM126 35V34H125ZM130 35H131V33H130ZM133 35V34H132ZM139 35H141V34H139ZM148 35H149V33H148ZM147 35V36H148ZM209 36H210V34H208ZM216 34H213V35H211V36H215ZM236 35V34H235ZM257 35V34H256ZM103 36H104V34H103ZM143 36V35H142ZM141 36V37H142ZM160 36V37H161ZM199 36V35H198ZM221 36V35H220ZM242 36V35H241ZM247 36V35H246ZM253 36V34H251V37ZM62 37V36H61ZM105 37V36H104ZM137 37V36H136ZM156 37V36H155ZM197 37V36H196ZM250 37V38H251ZM264 37V36H263ZM134 38V37H133ZM139 38V37H138ZM137 38V39H138ZM143 38V37H142ZM200 38H201V35H200ZM203 38V37H202ZM210 38V37H209ZM233 38V37H232ZM255 38V37H254ZM254 38H251V40H254V42L256 41V39H254ZM104 39V38H103ZM116 39H118V41L117 42H119V38L117 37ZM127 39V38H126ZM125 39V40H126ZM129 39V38H128ZM137 39H135V41L137 40ZM152 39V38H151ZM156 39V38H155ZM217 39V38H216ZM219 39V38H218ZM217 39V40H218ZM248 39V38H247ZM260 39V38H259ZM262 39V38H261ZM52 39H50V41H51ZM111 40V39H110ZM172 40V39H171ZM192 40V39H191ZM195 40H196V38H195ZM197 40L199 41V39L197 38ZM200 40H202V39H200ZM204 40V39H203ZM211 40V39H210ZM213 40H214V38H213ZM217 40H214V42H216ZM223 40L225 41V39L223 38ZM263 40V39H262ZM261 40V41H262ZM53 41V40H52ZM112 41V40H111ZM123 41V40H122ZM172 41V42H173ZM194 40H192V42H193ZM206 41H209V40H206ZM230 41V40H229ZM240 41V40H239ZM238 41V42H239ZM249 42H250V40H248ZM258 41H260V40H258ZM260 41V42H261ZM24 42V41H23ZM54 42V41H53ZM57 42V41H56ZM56 42H54V43H56ZM115 42V41H114ZM167 42V41H166ZM166 42H165V45H166ZM172 42H169V43H172ZM195 42V41H194ZM200 42H202V41H199V43ZM211 42V41H210ZM213 42V43H214ZM48 43V42H47ZM112 43V42H111ZM152 44V46H150L149 47V45H151ZM169 43H168V45H169ZM174 43H176V42H174ZM195 43H197V42H195ZM195 43H194V45H195ZM219 44V46H221L220 45V42H218ZM245 43H246V46H247V42H246V40H245ZM244 43V44H245ZM256 43V42H255ZM46 44V43H45ZM53 43H50V47H51V45H52ZM63 44V43H62ZM140 44V43H139ZM221 44H223V43H221ZM237 44V43H236ZM239 44V43H238ZM242 44V43H241ZM251 44V43H250ZM252 44H254V43H252ZM260 44H262V43H260ZM259 44V45H260ZM57 44H55V46H56ZM59 45V44H58ZM57 45V46H58ZM178 45V47H182V46H179ZM210 45H212V44H209V46L208 47H210ZM235 45V44H234ZM259 45H257L256 44V48L254 47V51H253V53H255V57L258 55H262L261 53L262 52H260V49H261V47L259 46ZM174 46H176V45H174ZM196 46V45H195ZM199 46V49H200V45H198ZM204 46V45H203ZM203 46H201V47H203ZM215 46H217L216 44H215ZM223 46H226V45H223ZM246 46L244 47V48H246ZM252 46V45H251ZM47 47V46H46ZM170 47V46H169ZM171 47H173V45H171ZM177 47V46H176ZM190 47V46H189ZM188 46H187V48H189ZM192 47H194V46H192ZM205 47V46H204ZM211 47H214V46H211ZM226 47H228V46H226ZM233 47V46H232ZM231 47V48H232ZM234 47H237V46H234ZM243 47V46H242ZM241 46H240V48H242ZM27 48V47H26ZM124 48H126V46L124 47ZM130 48V47H129ZM163 48H165V47H162V49ZM167 48V47H166ZM184 48V47H183ZM191 48V47H190ZM189 48V49H190ZM197 48V47H196ZM219 48V47H218ZM217 48V50H219ZM223 48V47H222ZM231 48H228V49H231ZM50 49V48H49ZM115 50H116V48H114ZM139 49V48H138ZM162 49H159V50H162ZM173 49H175L174 47H173ZM194 49V48H193ZM203 49V48H202ZM214 49V48H213ZM220 49H221V47H220ZM234 50H235V48H233ZM243 49V48H242ZM27 50V49H26ZM48 50V49H47ZM166 50V49H165ZM164 50V51H165ZM178 51H179V49H177ZM176 50V51H177ZM201 50V49H200ZM210 50H211V48H210ZM215 50H216V47H215ZM251 51H252V48L250 49ZM48 51H50V50H48ZM47 51V52H48ZM52 51H54V50H52ZM51 51V52H52ZM111 51V50H110ZM134 51V50H133ZM136 51V50H135ZM157 51V50H156ZM176 51H172L171 53H173V52H175L176 53ZM181 51V50H180ZM187 51H189V50H187ZM197 51V50H196ZM209 50H207L206 52H208ZM221 51V50H220ZM245 51V50H244ZM168 52H170V51H168ZM168 52H166V53H168ZM182 52V51H181ZM190 52V51H189ZM194 52V51H193ZM224 52H226V50H224ZM235 52V51H234ZM243 51L241 50V53H242ZM50 53V52H49ZM120 52H118V54H119ZM133 53V52H132ZM159 53V52H158ZM164 53V52H163ZM166 53H165V55L164 56H166ZM184 53V52H183ZM183 53H180L181 55L183 54ZM188 53V52H187ZM203 53V52H202ZM201 53V54H202ZM212 53V52H211ZM232 53V52H231ZM230 53V54H231ZM236 53V52H235ZM151 54H150V56H151ZM179 54V53H178ZM192 54H194V53H192ZM213 54V53H212ZM217 54H219V52L217 53ZM224 54V53H223ZM226 54V53H225ZM224 54V55H225ZM234 54V53H233ZM246 53H244V55H245ZM23 55V54H22ZM28 55V54H27ZM149 55V54H148ZM157 55V54H156ZM161 55H162V53H161ZM161 56V57H163V59H164V56ZM203 55V54H202ZM211 55V54H210ZM228 55V54H227ZM235 55L236 54H234V57H235ZM239 55V54H238ZM238 55H237V57H238ZM242 55H243V53H242ZM147 56V55H146ZM150 56H148V57H150ZM159 56V55H158ZM168 56V55H167ZM180 56V55H179ZM183 56V55H182ZM182 56H180L181 57V59L182 58H184L185 59V57H182ZM193 56V55H192ZM192 56H189V57H192ZM213 56V55H212ZM221 57H222V54L220 55ZM231 56V55H230ZM31 57V56H30ZM113 57V56H112ZM120 57V56H119ZM147 57V58H148ZM172 57H173V55H172ZM175 57H176V55H175ZM175 57H174V59H175ZM188 56H186V58H187ZM198 57V56H197ZM199 57H200V55H199ZM216 57V56H215ZM232 57V56H231ZM231 57H230V59H231ZM240 57V56H239ZM238 57V58H239ZM263 57V56H262ZM130 58V57H129ZM150 58H152V60H153V56L152 57H150ZM158 58H160V57H158ZM194 58V57H193ZM201 58H203V57H201ZM201 58H200V60H201ZM210 58V57H209ZM224 58V57H223ZM222 58V59H223ZM245 58V57H244ZM246 58H249V57H246ZM251 58V57H250ZM146 59V58H145ZM157 59V58H156ZM161 59V58H160ZM168 59H171V58H169V56L167 57V61H168ZM180 59V60H181ZM187 59H189V58H187ZM191 59V58H190ZM212 60L211 61H213V58H211ZM222 59H219V61L220 60H222ZM235 59V58H234ZM252 59V58H251ZM256 59H257V57H256ZM50 60V59H49ZM115 60V59H114ZM150 60V59H149ZM177 59H175V61H176ZM183 60V59H182ZM210 59H208L207 61H209ZM224 60V59H223ZM226 60H227V58H226ZM229 60V59H228ZM231 60H233V59H231ZM248 60H250V59H248ZM247 60V61H248ZM261 60V59H260ZM260 60L258 61V62H260ZM118 62H119V60H117ZM157 61V60H156ZM211 61L210 62H208V63H211ZM256 61V60H255ZM51 62V61H50ZM162 62V61H161ZM182 62V61H181ZM187 62V61H186ZM188 62H190V61H188ZM194 62V61H193ZM198 62H200V61H198ZM214 62V61H213ZM217 62V61H216ZM216 62H214V63H216ZM239 62H240V60H239ZM243 62V61H242ZM241 62V63H242ZM150 63H151V60H150ZM154 63H155V61H154ZM163 63V62H162ZM171 63V62H170ZM178 63V62H177ZM184 63V62H183ZM196 63V62H195ZM194 63V64H195ZM219 63V62H218ZM222 64H225L223 61L221 62ZM233 63V62H232ZM241 63H238L237 65H241ZM253 63V62H252ZM261 63V62H260ZM90 64L88 65V66H90ZM148 64V63H147ZM151 64H153V63H151ZM151 64H149V65H151ZM181 64V63H180ZM197 64H200V63H197ZM217 64V63H216ZM121 65V66H122ZM143 65V64H142ZM158 65H161L160 64V62H159V64ZM168 65H170V64H168ZM186 65V64H185ZM196 65V64H195ZM194 65V66H195ZM211 65H214L213 63H211ZM220 65V64H219ZM255 65H257V63L255 64ZM263 65V64H262ZM47 66V65H46ZM49 66V65H48ZM52 68L54 67L55 69H57L58 71H59V73H63L62 74V76L65 74L64 72H68V70L66 71H64V70H62L61 68H63L62 66V63H61V61L60 60H58V59H55V60H53V63H52ZM100 66H102V64L100 65ZM100 66H98V67H100ZM164 66V65H163ZM174 66V65H173ZM182 66H184V64L182 65ZM228 66V65H227ZM230 66V65H229ZM235 66V65H234ZM243 66V65H242ZM258 66H259V64H258ZM65 67V66H64ZM118 67V66H117ZM162 67V66H161ZM168 68H169V66H167ZM185 67V66H184ZM223 67V66H222ZM225 67H226V65H225ZM244 67V66H243ZM264 67V66H263ZM13 68V67H12ZM90 68V67H89ZM105 68V67H104ZM107 68H105V69H107ZM121 68V67H120ZM164 68H166V67H164ZM163 68V69H164ZM212 68H213V73H214V71H215V68H214V66H212ZM231 68V67H230ZM228 68L229 70L228 71H230L231 69H234V67L233 68ZM104 69V70H105ZM128 69V68H127ZM159 69V68H158ZM161 69V68H160ZM222 68H220L219 66H218V70H221ZM238 69V68H237ZM239 69H241L242 70V68H239ZM258 69H259V67H258ZM96 70V69H95ZM151 70L153 71L154 70V72L155 71H157V68H156V66L155 67H152L151 68ZM183 70V69H182ZM185 70V69H184ZM187 70H188V68H187ZM194 70V69H193ZM200 70V69H199ZM206 70V69H205ZM208 70V69H207ZM210 70V69H209ZM226 70V69H225ZM245 70V69H244ZM250 70H251V67H250ZM63 71V72H62ZM106 71V70H105ZM119 71H121V70H119ZM131 71V70H130ZM129 71V72H130ZM150 71V70H149ZM160 71V70H159ZM164 72H166V69L165 70H163ZM177 71V70H176ZM190 71V70H189ZM211 71V70H210ZM232 71V70H231ZM234 71H236V70H234ZM232 72L233 74H235V76L234 75H232V73H223L222 74V77H221V75H220V77H221V80H219L220 82H219V85L221 86V87H223L224 89L227 87V85H226V83H229V85H231V87H234L233 89H232V91H231V89H230V94H229V96L226 98V96H223V95H221L220 97L218 96V98H217V96H216V98H217V101H215V104L214 105H220V104H223L224 103V105L223 106H225V110H224V114H225V116L227 117V125L226 124H223V122H222V124L223 125H225V126H222L217 120H216V122H215V124L213 125L212 124V126H210V124H209V130L208 131H206L207 132V134L208 135H206L207 137L209 136V138H213L215 141H216V143H217V149H212V150H209L208 151V153L206 154V156H205V158H203V157H201V158H198L199 159V161H200V163L201 164H205L206 162H208V160H212V159H214V157L218 154L217 152H218V148L219 147H221V145L222 144H224L226 141H227V139H228V135L230 134V132L236 127V121L238 120V117H239V112H241V111H244L247 107H248V105H249V102H250V100L251 99H254L255 100V102H254V104L256 103V104H258L257 106H261V105H259L263 100H264V93H263V95H260L259 93L260 92H258V86L261 84V82L263 81V79H264V68L262 69V71H261V73L259 74V76L258 77H255V75H254V77H252V76H250V75H248L249 77H247L246 79H244V78H241V76L240 75H238V73L236 74L235 72ZM20 72H22V71H20ZM71 72V71H70ZM122 72H124V70L122 71ZM127 72V71H126ZM134 72V71H133ZM153 72V73H154ZM158 72V71H157ZM172 72V71H171ZM179 72H180V70H179ZM194 72V71H193ZM212 72V71H211ZM211 72H209V75L211 74ZM224 72V71H223ZM247 72H249V70L247 71ZM28 73V72H27ZM76 73V72H75ZM101 73V72H100ZM109 73V72H108ZM107 73V74H108ZM125 73V72H124ZM175 73V72H174ZM181 73H182V71H181ZM198 73H199V71H198ZM203 73V72H202ZM207 73V72H206ZM212 73V74H213ZM216 73H218V72H216ZM242 73H243V70H242ZM5 74V73H4ZM69 74V73H68ZM158 74V73H157ZM161 74V73H160ZM166 74V73H165ZM185 74H187V73H185ZM194 74V73H193ZM220 74V73H219ZM241 74V73H240ZM13 75V74H12ZM69 75H71V74H69ZM118 75H119V73H118ZM161 75H163V74H161ZM167 75V74H166ZM166 75H164V76H166ZM169 75V74H168ZM182 75L184 76V74L182 73ZM191 74H189V76H190ZM196 75V74H195ZM197 75H199V74H197ZM247 75V74H246ZM31 76H29V77H31ZM78 75H75V77L76 78H80V75H79V77H77ZM84 76V75H83ZM82 75H81V77H83ZM103 76V75H102ZM108 76V77H109ZM173 76V75H172ZM171 76V77H172ZM174 76H180V75H174ZM214 76H216V75H214ZM214 76H211L210 75V77L212 78V77H214ZM219 76V75H218ZM240 76V77H239ZM14 77V76H13ZM72 77H74V76H72ZM107 77V76H106ZM107 77V78H108ZM121 77V78H120ZM155 77V76H154ZM169 77L170 76H168V79H169ZM182 77V76H181ZM193 76H191L190 78H192ZM1 78V77H0ZM5 78V77H4ZM19 78V77H18ZM32 78V77H31ZM132 78V77H131ZM144 78V77H143ZM149 78V77H148ZM3 79V78H2ZM8 79H10V78H8ZM8 79H4L3 81H1L0 83V105L1 104H3V102L4 101H6V100H8V97H9V89H11L10 87L12 86V84L13 85H15L14 86V89H13V92H14V90L16 91V87H18V85L20 86V81L17 79L16 80V77H14V78H11L10 80H8ZM81 79V78H80ZM87 79V78H86ZM145 79V78H144ZM151 79V78H150ZM166 79V78H165ZM168 79L166 80V81H163V82H167L168 81ZM172 79V78H171ZM182 79H183V77H182ZM185 79V78H184ZM196 79V78H195ZM89 80V79H88ZM104 80V79H103ZM146 80V79H145ZM152 80H154V79H152ZM151 80V81H152ZM156 80V79H155ZM189 80V79H188ZM191 80V79H190ZM194 80V79H193ZM197 80H199V79H197ZM205 80V79H204ZM179 81H180V79H179ZM178 79H177V83L176 84H178ZM183 81V80H182ZM203 81V80H202ZM209 81V80H208ZM22 82V81H21ZM24 82H25V80H24ZM30 82H32V81H30ZM86 82V81H85ZM143 82H145L144 80H143ZM184 82V81H183ZM205 82H206V80H205ZM218 82V81H217ZM11 83V84H10ZM155 83H157V82H155ZM159 83V82H158ZM162 83V82H161ZM172 83H174V82H172ZM180 83V82H179ZM185 83V82H184ZM183 83V84H184ZM190 83V82H189ZM188 83V84H189ZM196 83H198V82H196ZM202 83V82H201ZM204 83V82H203ZM213 83H215L216 84V82H213ZM263 84H262V86H263V89H264V82H262ZM26 84V83H25ZM28 84H29V80H28ZM67 84V83H66ZM65 84V85H66ZM160 84V83H159ZM165 84H167L166 85V88H163L164 86H165ZM165 84H163L162 86V89H164L163 90V94H162V96L164 97V101H162V102H164V112H166V111H168V107L170 106V104H171V102L173 101V100H175L176 98H179L177 95H180L179 93L181 92L180 90L182 89V86H180V85H172L171 84V81L169 82V83H165ZM187 84V85H188ZM200 84V83H199ZM214 84V85H215ZM45 85H46V83H45ZM63 85V84H62ZM68 85V84H67ZM99 85H97L96 87H98ZM191 85V84H190ZM194 85V84H193ZM202 85V84H201ZM211 85V84H210ZM47 86V85H46ZM149 85H147V87H148ZM203 86V85H202ZM152 87V86H151ZM151 87H149V89H151ZM161 87V86H160ZM12 88H13V86H12ZM67 88V87H66ZM118 88V87H117ZM159 88V87H158ZM181 88V89H180ZM192 88V87H191ZM197 88V87H196ZM218 88V87H217ZM96 89V88H95ZM161 89V88H160ZM189 89V88H188ZM195 89V88H194ZM201 89V88H200ZM215 89V88H214ZM99 90H100V88H99ZM98 90V91H99ZM116 90V89H115ZM184 90V89H183ZM192 90V89H191ZM199 90V89H198ZM197 90V91H198ZM212 90V89H211ZM33 91V90H32ZM41 91V90H40ZM118 91V90H117ZM121 91V90H120ZM161 91V90H160ZM194 91V90H193ZM196 91V92H197ZM200 91V90H199ZM201 91H203V90H201ZM206 91V90H205ZM223 91V90H222ZM264 91V90H263ZM17 92V91H16ZM15 92V93H16ZM96 92H97V90H96ZM100 92V91H99ZM98 92V93H99ZM156 92V91H155ZM162 92V91H161ZM184 92H186V91H184ZM188 92H190V90H188ZM213 92V91H212ZM215 92V91H214ZM219 92H220V90H219ZM193 93V92H192ZM205 93H207V92H205ZM216 93V92H215ZM224 93V92H223ZM41 94V93H40ZM80 94H82V95H80ZM147 94V93H146ZM196 94V93H195ZM194 94V95H195ZM222 94V93H221ZM112 95V94H111ZM186 94H184V96H185ZM187 95H189V93L187 94ZM186 95V97L188 98H190V96H187ZM204 95V94H203ZM207 95H208V93H207ZM219 95V94H218ZM20 96V95H19ZM93 96V95H92ZM143 96H146V95H143ZM142 96V97H143ZM177 96V97H176ZM196 96V95H195ZM198 96H199V94H198ZM206 95H204V97H205ZM88 97H87V99H88ZM151 97V96H150ZM160 97V96H159ZM203 97V98H204ZM207 97V96H206ZM205 97V98H206ZM92 98V97H91ZM91 98H89V99H91ZM105 98H107V97H105ZM192 98H194V97H192ZM198 98V97H197ZM200 98V97H199ZM202 98V97H201ZM208 98V97H207ZM215 98V99H216ZM42 100V99H41ZM86 100V99H85ZM192 100V99H191ZM202 100V99H201ZM200 99L198 100V101H201ZM14 102H15V99L13 100ZM17 101V100H16ZM31 101V100H30ZM34 101V100H33ZM32 101V102H33ZM105 101V100H104ZM177 101H178V99H177ZM207 101V100H206ZM49 102V101H48ZM51 102V101H50ZM86 102H87V100H86ZM106 102H107V100H106ZM175 102V101H174ZM216 102L218 103V104H216ZM39 103V102H38ZM64 103V102H63ZM85 103V102H84ZM138 103H140V102H138ZM196 103V101L194 102V104ZM203 103V101H201V104ZM262 103H264V102H262ZM11 104H13V102L11 103ZM11 104H9V105H11ZM27 104H29V103H27ZM31 104V103H30ZM57 104V103H56ZM61 104V103H60ZM60 104H58V105H60ZM146 104V103H145ZM174 104V103H173ZM177 104H179V103H177ZM193 105V102L192 103H190V105ZM199 104V103H198ZM14 105V104H13ZM26 105V104H25ZM42 105H44V104H42ZM85 105H87V104H85ZM84 105V106H85ZM100 105V104H99ZM98 105V106H99ZM180 105H186V104H180ZM189 105V104H188ZM187 105V106H188ZM206 105V104H205ZM30 106V105H29ZM37 106H38V104H37ZM37 106H35V107H33V111L37 108ZM57 106V105H56ZM200 106V105H199ZM1 107V106H0ZM18 106L16 105V107H14V108H17ZM21 107V106H20ZM175 107V106H174ZM182 107V106H181ZM190 107V106H189ZM192 107V106H191ZM194 107V106H193ZM193 107L191 108L192 109V114L189 112V111H191V109L189 110V111H186V110H183V109H181V110H183L182 112H180V113H178V112H174V114H176V113H178V115H177V117L176 118H179L180 117V115L181 116H185L186 114V116H189V115H193L194 116V113H193ZM196 105H195V109H196ZM204 107V106H203ZM25 108V107H24ZM29 108V107H28ZM31 108V107H30ZM108 108V107H107ZM149 108V107H148ZM177 108V107H176ZM183 108V107H182ZM185 108V107H184ZM188 108V107H187ZM201 108V107H200ZM97 109V108H96ZM141 109V108H140ZM170 109V108H169ZM174 109V108H173ZM194 109V110H195ZM219 109H220V107H219ZM29 110V109H28ZM176 110V109H175ZM198 110H200V109H198ZM201 110H204V108H201ZM210 110V109H209ZM215 110V109H214ZM4 111V110H3ZM15 111H16V109H15ZM36 111V110H35ZM146 111V110H145ZM144 111V112H145ZM185 111V112H184ZM31 112V111H30ZM92 112H94V111H91V115H92ZM161 112H163V110L161 111ZM162 113L161 114V117L165 114V113ZM218 112L219 113H221L219 110H218ZM17 113V112H16ZM170 113H171V111H170ZM196 113V112H195ZM239 113V114H238ZM37 114V113H36ZM54 114V113H53ZM88 114H89V112H88ZM167 114H169V113H166V115ZM173 114V113H172ZM198 114H200L199 112H198ZM197 114V116H199ZM207 114V113H206ZM218 114V113H217ZM14 115H16V114H14ZM139 115V114H138ZM158 115H160V114H158ZM1 116V115H0ZM5 116V115H4ZM3 116V117H4ZM9 114H8V118H9ZM17 116V115H16ZM58 116V115H57ZM94 116V115H93ZM170 116H171V114H170ZM179 116V117H178ZM196 116V117H197ZM205 116V115H204ZM26 117V116H25ZM96 117V116H95ZM95 117H92V118H95ZM127 117V118H128ZM158 117V116H157ZM156 117V118H157ZM202 117V116H201ZM206 117V116H205ZM212 117H214V116H212ZM216 117H220V115L218 114V116H216ZM215 117V118H216ZM5 118V117H4ZM29 118V117H28ZM100 118H99V120H100ZM101 118V119H102ZM121 118V117H120ZM143 118V117H142ZM141 118V119H142ZM176 118H174L175 120H176ZM181 119L183 118V117H180ZM179 118V119H180ZM189 118H191V117H189ZM214 118V119H215ZM1 119H2V116H1ZM38 119V118H37ZM36 119V120H37ZM126 119V118H125ZM140 119V118H139ZM149 119H151V118H149ZM152 119H153V117H152ZM158 119V118H157ZM179 119L178 120H176V123L179 121ZM180 119V120H181ZM185 119L186 118H183V120L185 121ZM193 118H191V120H192ZM196 119V118H195ZM203 119H204V117H203ZM208 119V118H207ZM216 119H219V118H216ZM225 119V118H224ZM26 120V119H25ZM35 120V121H36ZM93 119H90V121H92ZM98 120V121H99ZM106 120H104V121H106ZM118 120V119H117ZM146 120V119H145ZM190 120V121H191ZM204 120H206V119H204ZM46 121V122H47ZM89 121V122H90ZM114 121V120H113ZM127 121V120H126ZM126 121H125V123H126ZM129 121V120H128ZM150 121H152V120H150ZM158 121H161L160 119L158 120ZM168 121V120H167ZM170 121H171V119H170ZM186 121H187V119H186ZM188 121H189V119H188ZM187 121V122H188ZM17 122V121H16ZM27 122H28V120H27ZM32 122V121H31ZM38 122V121H37ZM131 121H129V123H130ZM147 122V121H146ZM164 122V121H163ZM171 122H173V119H172V121ZM183 122V121H182ZM194 122V124L196 123V121H193ZM205 122V121H204ZM209 122V121H208ZM207 122V123H208ZM88 123V122H87ZM105 123V122H104ZM118 123V122H117ZM124 122H120V124L123 126L124 124H125ZM128 123V124H129ZM142 123V122H141ZM148 123V122H147ZM147 123L146 124H144V126L146 125V126H148L149 127V125H147ZM152 123V122H151ZM155 123V122H154ZM158 123V122H157ZM160 123V122H159ZM175 123V122H174ZM198 123H201V122H198ZM213 123V122H212ZM17 124H19L20 125V123H15L14 124V122L13 123H11L10 122V127H11V125L12 126H14V127H19ZM103 124V123H102ZM101 124V125H102ZM108 124L109 125H106L105 127H106V129L105 130H103L102 129V132L98 129L97 131H96V129H95V132L93 131V132H91V130L93 129V128H96V127H100V126H96V127H92V129H90L91 128V126H90V128H88L89 126H86V128L85 127H83V128H85L82 132H83V135L85 134V137L87 138V143H90V141L89 140H91V139H93V141L95 142L94 144H95V146H97V143H99L100 142V138H102L101 136H104L105 134L103 133L104 131L106 132H111V131H113L117 126H118V124H116L115 122L114 123H111L110 121L108 122ZM153 124V123H152ZM164 124V123H163ZM163 124H162V128L164 127L163 126ZM183 124V123H182ZM181 124V126H184V124L182 125ZM186 124V123H185ZM238 124H240V123H238ZM85 125V124H84ZM83 125V126H84ZM87 125V124H86ZM92 125V124H91ZM97 125H100V122L97 124ZM121 125H119L120 127H121ZM138 125V124H137ZM165 125V124H164ZM172 125V124H171ZM171 125H170V128H173V126L171 127ZM173 125H175V124H173ZM187 125H188V123H187ZM195 125H198V124H195ZM21 126H23V125H21ZM34 126V125H33ZM33 126H32V128H33ZM35 126H36V123H35ZM104 126V125H103ZM138 126H141L140 124L138 125ZM155 126V125H154ZM168 126V125H167ZM238 126V128H239V125H237ZM129 127V126H128ZM153 127V126H152ZM158 127V126H157ZM186 127V126H185ZM184 127V128H185ZM4 128V127H3ZM26 128V127H25ZM31 127H29L28 128V130L30 129ZM101 128V127H100ZM104 128V127H103ZM119 127H117V129H118ZM122 128V127H121ZM132 128V127H131ZM136 128H137V126H136ZM141 128H143V127H141ZM140 128V129H141ZM159 128V127H158ZM165 128V127H164ZM163 128V129H164ZM170 128H168V129H170ZM180 128H182V127H180ZM180 128H179V130H180ZM188 128V127H187ZM190 128H192V127H190ZM190 128H188L189 129V131H190ZM207 128L208 127H206L204 130H207ZM21 129H23V128H21ZM35 129V128H34ZM33 129V130H34ZM44 129V128H43ZM81 129V128H80ZM79 129V130H80ZM126 129V128H125ZM143 129H145V128H143ZM160 129V128H159ZM176 129V128H175ZM183 129V128H182ZM123 130V129H122ZM129 130H131V129H129ZM133 130H135V128L133 129ZM173 130L174 129H172L171 131L173 132ZM192 130V129H191ZM26 130H24V132H25ZM124 131H126V130H124ZM128 131V130H127ZM140 131V130H139ZM143 131V130H142ZM171 131H169V134L170 133H172ZM185 131H186V129H185ZM188 131V132H189ZM23 132V133H24ZM101 132V133H100ZM115 132V131H114ZM117 132H119V131H117ZM129 132V131H128ZM131 132V131H130ZM135 132H137L136 130H135ZM187 132V131H186ZM205 131H204V134L206 133ZM29 133H31V132H29ZM75 133V132H74ZM95 133V134H94ZM112 133V132H111ZM120 133V132H119ZM163 133V132H162ZM164 133H166V131L164 132ZM177 133H178V131H177ZM190 133V132H189ZM197 133H198V131H197ZM25 134V133H24ZM24 134H21V135H24ZM50 134V135H51ZM76 134H77V132H76ZM79 134V133H78ZM104 134V135H103ZM121 134V133H120ZM120 134H118V136L117 137H119V135ZM128 134V133H127ZM167 134H168V132H167ZM168 134V135H169ZM176 134V133H175ZM182 133H180V135H181ZM0 135H1V133H0ZM3 135V134H2ZM16 135V134H15ZM65 135H67L66 137H69L68 135H69V133H66ZM82 135V134H81ZM139 135H144V134H139ZM155 135V134H154ZM157 135V134H156ZM155 135V136H156ZM177 135H179V134H177ZM183 135V134H182ZM185 135L186 136H188L186 133H185ZM201 135H203V134H201ZM5 136H7V135H5ZM25 136H26V134H25ZM60 136V135H59ZM73 136H75V135H73ZM78 137H75V138H70V142H68L67 144H69V143H79L80 144V142H79V140L82 138L80 135H77ZM115 136V135H114ZM114 136H112V137H114ZM147 136V135H146ZM205 136V137H206ZM1 137V136H0ZM105 137V136H104ZM112 137H109L107 140L108 141H112V140H114ZM116 137V138H117ZM168 137H170V136H168ZM172 137H175V136H171V138ZM185 137V136H184ZM192 137H194V136H192ZM4 138V137H3ZM60 138V137H59ZM128 138H129V136H126V134H124V135H121V141H123V143L124 142H126V143H129V141L130 140H128ZM190 138V137H189ZM196 138V137H195ZM230 138V137H229ZM11 140H9V139H5V140H3L2 142H3V149H4V151H2L3 152V154L2 155H0V180H3L4 178H6V176L7 175H11V176H13V179H14V183L13 184H11L12 185V187L11 188H8V186H6V187H0V203H2L1 205L2 206H6V205H3L6 201H8V199L10 198L9 197V195L10 196H12V197H14L17 201H19L18 199H21L23 196H24V194H26V193H22V192H20V190H21V188L24 186V185H30L33 181H32V179L29 177V175H27L26 174V171H28V168H31V167H33V166H35V165H43V160L40 158V157H38V155L35 153L36 152V145L33 143V141L30 143V146L29 147H27V145L26 144H23V143H21L19 140H18V137L17 136H12L11 138H10ZM62 138H60V140H61ZM84 139V138H83ZM143 139H147V137L146 138H143ZM142 139V140H143ZM156 140H157V138H155ZM177 139V138H176ZM30 140H32V138L30 139ZM59 140V139H58ZM66 140V139H65ZM64 140V141H65ZM138 140V139H137ZM136 140V141H137ZM151 140H153V139H151ZM156 140H155V143L154 144H156L159 140H157V142H156ZM180 140V139H179ZM213 140V141H214ZM69 141V140H68ZM117 141V140H116ZM177 141V140H176ZM183 141V140H182ZM185 141V140H184ZM183 141V142H184ZM186 141H188V139L186 140ZM211 141H212V139H211ZM229 141V140H228ZM103 142L105 143V140H103ZM114 142H115V140H114ZM119 142V141H118ZM133 142V141H132ZM131 142V143H132ZM169 142V141H168ZM180 142V141H179ZM190 142H192L191 140H190ZM197 142V141H196ZM56 143V142H55ZM59 143H60V141H59ZM66 143V142H65ZM86 143V145H88ZM120 143V142H119ZM125 143V144H126ZM150 142H148V144H149ZM160 143V142H159ZM176 143V142H175ZM185 143H187V142H185ZM78 144V146H82L81 144L79 145ZM92 144V143H91ZM109 144V143H108ZM110 144H112L111 142H110ZM181 144H182V142H180V144L178 145V144H176V145H178V146H181ZM187 144H190V143H187ZM196 144V143H195ZM214 144H215V142H214ZM0 145H1V143H0ZM59 145V144H58ZM63 146H64V144H62ZM85 145V144H84ZM90 145V144H89ZM88 145V146H89ZM99 145H101V148L99 147V149L101 150V155L103 156V157H105L104 155V153H103V149L105 150V148H106V146L107 145H105V144H102L101 142L99 143ZM115 145V144H114ZM122 145H124V144H122ZM121 145V146H122ZM128 145V144H127ZM138 145V144H137ZM153 145V144H152ZM160 145V144H159ZM175 145V146H176ZM192 145H194L193 143H191V146ZM69 146H72V144L71 145H69ZM74 146V145H73ZM77 146V147H78ZM91 146V145H90ZM155 146V145H154ZM189 146V145H188ZM195 146V145H194ZM223 146V145H222ZM229 146V145H228ZM227 146V147H228ZM2 147V146H1ZM75 147V146H74ZM86 147V146H85ZM93 147V146H92ZM92 147H90V149H92ZM104 147V148H103ZM134 147V146H133ZM139 147V146H138ZM143 147V146H142ZM146 147H147V143H146ZM152 147V146H151ZM183 148H185V147H187V145H185V147L184 146H182ZM190 147V146H189ZM195 147H197V146H195ZM65 148V147H64ZM84 148V147H83ZM83 148H81V149H83ZM87 148H89V147H87ZM135 148V147H134ZM144 148V147H143ZM170 148V147H169ZM174 148V147H173ZM190 148H192V147H190ZM252 148H254V147H252ZM70 149V148H69ZM98 149V148H97ZM96 149V150H97ZM98 149V150H99ZM138 149H140L141 150V148H138ZM187 149V148H186ZM193 149H194V147H193ZM261 149V148H260ZM86 150V149H85ZM119 150V149H118ZM117 150V151H118ZM134 150V149H133ZM145 150V149H144ZM179 150V149H178ZM188 151H191V150H189V149H187ZM70 151V150H69ZM72 152H73V150H71ZM71 151H70V153H71ZM75 151H77V150H75ZM130 151V150H129ZM252 151H254L253 149H252ZM262 151V150H261ZM5 152V153H4ZM94 152V151H93ZM99 152V151H98ZM124 152V151H123ZM134 152H135V150H134ZM138 152H140L139 150H138ZM142 152H145V151H142ZM142 152H141V154H142ZM167 152V151H166ZM173 152V151H172ZM185 152H186V150H185ZM251 152V151H250ZM263 152V151H262ZM73 153H75V152H73ZM72 153V154H73ZM107 153V152H106ZM119 153V152H118ZM171 153V152H170ZM217 153V154H216ZM85 154V153H84ZM83 154V155H84ZM87 154V153H86ZM99 154V153H98ZM110 154V153H109ZM139 154V156L138 157H140V153H138ZM167 154V153H166ZM251 154V153H250ZM75 155V154H74ZM101 155H100V157H101ZM113 155V154H112ZM251 155H253V154H251ZM78 156H81V154L79 155L78 154ZM85 157V156H84ZM87 157V156H86ZM85 157V158H86ZM58 158V157H57ZM110 158H112V157H110ZM118 158V157H117ZM137 158V157H136ZM141 158H142V156H141ZM146 158V157H145ZM222 158V157H221ZM253 158V157H252ZM80 159V158H79ZM78 159V160H79ZM132 159H134V158H132ZM144 159V158H143ZM142 159V160H143ZM187 159V158H186ZM255 159H257V158H255ZM87 160L89 161V159L87 158ZM104 160V159H103ZM135 160V159H134ZM141 160V159H140ZM139 160V161H140ZM189 160H190V158H189ZM221 160V159H220ZM223 160V162L225 161V156H224V159H222ZM222 160H221V162H222ZM71 161V160H70ZM143 161H145V160H143ZM180 160H178L176 163H178ZM72 162V161H71ZM70 162V163H71ZM86 162V161H85ZM101 162V161H100ZM103 162V161H102ZM110 162V161H109ZM113 162V161H112ZM147 162V161H146ZM183 162V161H182ZM190 162V161H189ZM194 162V161H193ZM227 162V161H226ZM20 163L21 164H23V165H21V166H18V165H20ZM88 163V162H87ZM90 163V162H89ZM114 163V162H113ZM112 163V164H113ZM140 163V162H139ZM138 163V164H139ZM142 163V162H141ZM181 163V162H180ZM210 163V162H209ZM218 163V162H217ZM246 163H248V162H246ZM109 164V163H108ZM112 164H111V166H112ZM184 164V163H183ZM216 164V163H215ZM225 164V163H224ZM250 164V163H249ZM53 165H55V163H53ZM58 165H60V164H58ZM66 164H64V167H66L65 166ZM75 165H77V164H75ZM88 165H90V164H88ZM106 165H107V162H106ZM140 165V164H139ZM143 165V164H142ZM166 165V164H165ZM181 165V164H180ZM190 165V164H189ZM193 165V164H192ZM206 165H208V164H206ZM227 165V164H226ZM247 166H249L248 164H246ZM84 166H87V164H85ZM83 166V167H84ZM107 166H109V165H107ZM132 166V165H131ZM168 166H172V165H168ZM178 166V165H177ZM177 166H175V167H177ZM184 166V165H183ZM186 166V165H185ZM196 166H198V165H196ZM202 166V165H201ZM224 166V165H223ZM245 166V165H244ZM62 167V166H61ZM64 167H63V169H64ZM77 167V166H76ZM81 167H82V164H81ZM104 167H106V166H104ZM116 167V166H115ZM138 167H140V166H138ZM180 167V166H179ZM193 167V166H192ZM199 167V166H198ZM207 167V166H206ZM250 167V166H249ZM48 167H46L45 169H47ZM49 168H52V165H51V167L49 166ZM68 168H69V166H68ZM71 168V167H70ZM74 168V167H73ZM120 168H122V167H120ZM158 168H161L162 169V167H159L158 166ZM194 168V167H193ZM197 168V167H196ZM245 168H246V166H245ZM53 170H55V168H52ZM62 169V170H63ZM72 169V168H71ZM79 169V168H78ZM116 169H118V167H116ZM167 169H170V168H168L167 167ZM166 169V170H167ZM178 169V168H177ZM180 169V168H179ZM178 169V170H179ZM184 169V168H183ZM197 169H200V168H197ZM201 169H203V167L201 168ZM207 169V168H206ZM205 169V170H206ZM41 170H43V169H41ZM49 170V169H48ZM57 170V169H56ZM79 170H81V168L79 169ZM79 170H78V172H79ZM83 170H87L86 168H84ZM82 170V171H83ZM104 170H105V168H104ZM122 169H120V171H121ZM140 169L138 168V172H140L139 171ZM143 170V169H142ZM157 170V169H156ZM171 170V169H170ZM177 170V171H178ZM182 170V169H181ZM221 170H222V168H221ZM231 170V169H230ZM246 170H247V168H246ZM29 171H31V170H29ZM32 171H33V169H32ZM39 171V170H38ZM58 171V170H57ZM69 171H71V170H69ZM68 170H67V172H69ZM82 171H80L81 173H82ZM115 171V170H114ZM113 171V172H114ZM161 171V170H160ZM165 171V170H164ZM197 172H199L198 170H196ZM220 170L218 169V172H219ZM77 172V169H76V171L74 172V174ZM156 172V171H155ZM163 172V171H162ZM194 172V171H193ZM217 172V173H218ZM60 173V172H59ZM85 173V172H84ZM83 173V174H84ZM95 173H97V171L95 172ZM157 173V172H156ZM161 173V172H160ZM165 173V172H164ZM172 173V172H171ZM217 173H216V175H217ZM239 173V172H238ZM50 174V173H49ZM56 174V173H55ZM62 174L64 175V176H62L61 174V177L60 176H58V175H55V176H53V175H50V176H53L54 178H52V179H50L48 182H47V185H43L42 187H40V195L38 196V197H35L36 198V202L38 201H40V200H42V198H46V199H48V200H51V199H53V198H55L56 197V193H57V190H58V188H61V185H64V184H66V175H65V172L63 173L62 172ZM67 174V173H66ZM77 174V173H76ZM75 174V175H76ZM91 174V173H90ZM116 174V173H115ZM165 174H167V173H165ZM164 174V175H165ZM174 174V173H173ZM179 174V173H178ZM219 174V173H218ZM220 174H221V172H220ZM245 174H247V173H245ZM33 175V174H32ZM96 175H98V173L96 174ZM96 175H94V177H96ZM155 175L156 174H154V178H155ZM157 175H159V174H157ZM161 175V174H160ZM162 175H163V173H162ZM161 175V176H162ZM167 175H169V174H167ZM189 175V174H188ZM197 176H199V174H196ZM31 176V175H30ZM58 176V177H57ZM107 176V175H106ZM121 176H123L122 174L120 175V177ZM170 176V175H169ZM169 176H167L168 178H169ZM174 176V175H173ZM211 176V175H210ZM210 176H208V177H210ZM43 177V176H42ZM126 177V176H125ZM124 177V178H125ZM128 177V176H127ZM142 177V176H141ZM158 177V176H157ZM167 177H166V175H165V177H163V178H165V179H167ZM181 177V176H180ZM190 178H191V176H189ZM196 177V176H195ZM217 177H220L219 175L217 176ZM227 176H224V178H226ZM51 178V177H50ZM78 178V177H77ZM88 178V177H87ZM98 178V177H97ZM116 178V177H115ZM119 178V177H118ZM143 178H144V175H143ZM162 178V177H161ZM187 178H188V176H187ZM197 178V177H196ZM195 178V179H196ZM199 178V177H198ZM201 178V177H200ZM212 178V177H211ZM210 178V179H211ZM214 178H216V177H214ZM8 179V178H7ZM44 179H46V180H48L47 178H44ZM126 179V178H125ZM142 179V178H141ZM205 179H207V178H205ZM236 179V178H235ZM34 180V179H33ZM80 180H82V179H80ZM117 180V179H116ZM116 180H114V181H116ZM120 180H123V179H121V178H119V181ZM140 180V179H139ZM156 180V179H155ZM154 180V181H155ZM163 180V179H162ZM161 180V181H162ZM177 180H180V179H177ZM186 180V179H185ZM204 179H202V181H203ZM217 180V179H216ZM39 181V180H38ZM67 181H68V179H67ZM75 181V180H74ZM73 181V182H74ZM100 181V180H99ZM125 182H126V180H124ZM133 181V180H132ZM153 181V182H154ZM160 181V182H161ZM168 183L169 184H171L172 185V183H174L173 182V179L172 178H169L168 180ZM166 181V182H167ZM206 181H209V179L208 180H206ZM214 181V180H213ZM226 181V180H225ZM6 182H8V181H6ZM39 182H41V181H39ZM97 182V181H96ZM101 182V181H100ZM123 182V181H122ZM122 182H120V183H122ZM157 182H159L158 180H157ZM178 182V181H177ZM68 183V182H67ZM116 183V182H115ZM163 183H165L164 181H163ZM196 183V182H195ZM197 183H199V182H197ZM211 183V182H210ZM210 183H206L205 185L208 187V185H210ZM43 184V183H42ZM119 184V183H118ZM128 184V183H127ZM126 184V185H127ZM130 184H132V183H130ZM129 184V185H130ZM136 184V183H135ZM178 184V183H177ZM208 184V185H207ZM213 184V183H212ZM40 185H41V183H40ZM39 185V186H40ZM95 185V183L93 184V186ZM117 185V184H116ZM128 185V186H129ZM133 185V184H132ZM145 185V184H144ZM143 185V186H144ZM158 185H159V183H158ZM163 185V184H162ZM193 184H191L190 186H192ZM197 185V184H196ZM195 185V186H196ZM224 185H226V183L225 184H223L222 183V185L221 186H223L224 187ZM4 186H5V184H4ZM18 186V187H17ZM92 186V187H93ZM123 186V185H122ZM147 186V185H146ZM149 186V185H148ZM152 186V185H151ZM159 186H161V184L159 185ZM183 186H185V185H183ZM189 186V188H192V190L193 191H196L197 192V194H198V196H196V198L195 199H190L189 198V196L187 197L185 194H184V192H182V191H180V189H179V191H180V196H181V202L179 203V204H174L173 203V199L171 198V194H172V191H173V189H172V186H168V187H165V194L164 193H162V198H163V194L164 195H166V197H164L163 199H157V198H155V199H153V196H152V199L153 200H151L150 201V199H144L143 201H140V200H135L134 198H133V196H132V198L135 200V201H131V203H132V205H130V206H132V210H124V209H119L118 211H116L115 213H111V214H106V213H104L103 212V206H104V204L102 203H98V204H101V205H99L100 206V208H99V211H98V213H96V212H94V213H92L91 214V216H93V218L95 219L97 216L98 217H100V219L103 221V226L102 227H104L103 229H101V230H98V231H93V227H90V226H88L87 224L88 223H86L84 220L85 219H82V217L83 216H81V218L79 217H77V215H75V218L74 219H76V223L74 224L75 226L73 227V228H81V229H83V227L85 228V230H82L81 232H80V234H76V236H74V233L72 234V236H71V234H70V236L69 237H71L70 239H69V237H68V241H65L64 242V244L62 243V244H58L57 246H56V248H55V253H57V255H56V257L54 256V257H50V258H52V259H50L49 258V260H45L44 258H42V260H41V262H40V264H132L133 263V261L136 259V258H139L140 260H141V264H159L158 262H157V252L158 251H161V252H164V254H166L167 255V261L165 262V264H179V262H178V260H179V255L181 254V253H178L177 255H171L172 254V251L173 250H171V248H170V246L171 245H169V243H168V241L170 240V239H172L171 238V236H173L172 234V232L171 231H174V235H176V236H173V237H175L174 239H176V237L177 236H179V238L180 237H182L181 239H185V238H187L190 234H192V232L195 230V229H197V226L199 227V225H198V223H197V219H199V218H196L198 215V212H199V210H200V207L202 206V211H203V208H205V205L207 204V203H209V202H215V200L217 199V194L215 193V192H213L211 189H206L205 191H201V189H202V187L201 188H199L198 187V185L196 186V187H190ZM220 186V187H221ZM29 187H31V185L29 186ZM112 188H113V186H111ZM119 187H120V185H119ZM125 186H123V188H124ZM132 187V186H131ZM134 187V186H133ZM141 187V189L143 188L142 186H140ZM156 187V186H155ZM155 187H152V188H155ZM176 187V186H175ZM179 187V186H178ZM209 187H211V185L209 186ZM226 187V186H225ZM121 188V187H120ZM120 188H118V189H120ZM126 188V187H125ZM137 188H139V187H137ZM145 188H147V187H145ZM144 188V189H145ZM149 189L151 188V187H148ZM180 188V187H179ZM20 189V190H19ZM27 189V188H26ZM28 189H30V188H28ZM33 190H34V188H32ZM98 189V188H97ZM114 189V188H113ZM117 189V190H118ZM122 189V188H121ZM156 189V188H155ZM186 189H188V188H185V190ZM17 190H19V192H16ZM23 190V189H22ZM33 190H31V191H33ZM77 190H80V192H81V190H83V189H77ZM104 190V189H103ZM134 190V189H133ZM137 190V189H136ZM192 190H189V191H192ZM203 190V189H202ZM214 190V189H213ZM220 190V189H219ZM223 190V189H222ZM26 191V190H25ZM107 191V190H106ZM113 191V190H112ZM121 191V190H120ZM132 191V190H131ZM143 191V190H142ZM177 191H178V189H177ZM178 191V192H179ZM221 191V190H220ZM28 192V191H27ZM87 192V191H86ZM105 192V191H104ZM114 192V191H113ZM126 192V191H125ZM154 192V191H153ZM152 192V193H153ZM222 192V191H221ZM220 192V193H221ZM65 193V192H64ZM63 193V194H64ZM119 192L117 191L116 192V195H117V197H119L118 194ZM127 193V192H126ZM137 193V192H136ZM151 193V192H150ZM150 193H148V194H150ZM160 193H161V191H160ZM159 193V194H160ZM193 193V192H192ZM18 194V195H17ZM28 194H30V193H28ZM37 194V193H36ZM39 194V193H38ZM59 194H61V193H59ZM66 194V193H65ZM80 194H83V193H80ZM106 194V193H105ZM108 194V193H107ZM128 194V193H127ZM130 194V193H129ZM196 194V195H197ZM68 195V194H67ZM76 195V194H75ZM115 195V196H116ZM123 195V194H122ZM143 195V194H142ZM157 195V194H156ZM155 195V196H156ZM193 195H194V193H193ZM30 196V195H29ZM36 196V195H35ZM62 196V195H61ZM60 196V197H61ZM64 196V195H63ZM69 197H70V195H68ZM67 196V199L69 198ZM76 196H80L81 197V195H76ZM89 196V195H88ZM130 196V195H129ZM138 196H140V195H138ZM144 196V195H143ZM142 196V197H143ZM145 196H147V195H145ZM158 196H160V195H158ZM179 196V197H180ZM27 197V196H26ZM25 197V198H26ZM31 197V196H30ZM73 197H75V196H73ZM104 197V196H103ZM107 197H109L108 195H107ZM113 197V196H112ZM190 197H192L191 196V194H190ZM194 197V196H193ZM7 198V199H6ZM28 198V197H27ZM110 198V197H109ZM138 198V197H137ZM136 198V199H137ZM80 199V198H79ZM175 199V198H174ZM10 200V199H9ZM23 200H24V198H23ZM22 200V201H23ZM63 200V202H64V200H65V197L63 198V199H61V201ZM112 200V199H111ZM142 200V199H141ZM11 201H12V199H11ZM10 201V202H11ZM27 201H30V200H27ZM32 201V200H31ZM30 201V202H31ZM114 201H116V199L114 200ZM127 201V200H126ZM129 201V200H128ZM127 201V202H128ZM149 201V202H148ZM49 202V201H48ZM54 202V201H53ZM57 202V201H56ZM103 202H106V201H103ZM219 202V201H218ZM223 202V201H222ZM8 203V202H7ZM15 204L17 203V202H14ZM14 203H12V205H14ZM24 203V202H23ZM45 203V202H44ZM43 203V204H44ZM61 203V202H60ZM91 203V202H90ZM211 203V204H212ZM9 204H11V203H9ZM29 205H26V203H25V205H26V207L27 206H31L32 207V204L31 203H28ZM31 204V205H30ZM48 204V203H47ZM55 204V203H54ZM57 205H60V204H58V203H56ZM68 204V203H67ZM66 204V205H67ZM92 204V203H91ZM129 204V203H128ZM215 204H216V202H215ZM11 205V206H12ZM22 205V204H21ZM42 205V204H41ZM49 205V204H48ZM53 205V204H52ZM65 205V206H66ZM84 205V204H83ZM90 205V204H89ZM97 205V204H96ZM95 205V206H96ZM103 205V206H102ZM107 205V204H106ZM125 205V204H124ZM16 206V205H15ZM47 206V205H46ZM46 206H42V208L41 209H43V207L45 208ZM81 206V205H80ZM98 206V205H97ZM7 207H9V206H7ZM6 207V208H7ZM22 207L24 208V206L22 205ZM25 207V208H26ZM39 207V206H38ZM57 207V206H56ZM55 207V208H56ZM59 207V206H58ZM58 207H57V210L56 211H58ZM69 207V206H68ZM86 207H87V204H86ZM105 207H107V206H105ZM111 207H113V206H111ZM110 207V208H111ZM125 207V206H124ZM123 207V208H124ZM15 208V207H14ZM24 208V209H25ZM97 208V209H98ZM127 208V207H126ZM206 208H207V206H206ZM5 209V208H4ZM13 209V208H12ZM53 209V208H52ZM75 209V208H74ZM74 209H72V211L74 210ZM79 209H81V208H79ZM7 210H10V209H7ZM27 210H28V208H27ZM29 210H31V209H29ZM90 210H92V209H90ZM89 210V211H90ZM96 210V209H95ZM1 212L0 213H2V212H5V211H2V210H0ZM13 211V210H12ZM15 211V210H14ZM13 211V212H14ZM24 211V210H23ZM67 211V210H66ZM88 211V210H87ZM9 212V211H8ZM82 212V211H81ZM235 212V211H234ZM237 212V211H236ZM11 213V212H10ZM18 213H19V211H18ZM22 213V212H21ZM20 213V214H21ZM32 213V212H31ZM53 213V212H52ZM68 213V212H67ZM83 213V212H82ZM87 213H89V212H87ZM96 213V214H95ZM200 213V212H199ZM24 214V213H23ZM27 214V213H26ZM50 214V213H49ZM49 214L44 210H36V212L33 214H27V216H35L37 219H38V222L39 223H41V225L40 226H42V224H43V227H44V225L46 224L47 225V229H48V227H49V225L47 224L48 222H47V220H49L50 219V216H49ZM60 214V213H59ZM65 214V213H64ZM85 214V213H84ZM239 214H240V212H239ZM4 215H5V213H4ZM3 215V216H4ZM16 215H17V213H16ZM51 215V214H50ZM80 215V214H79ZM200 215V214H199ZM2 216V215H1ZM2 216V217H3ZM13 217H14V213H13V215H12ZM18 216V215H17ZM23 216V215H22ZM21 216V217H22ZM52 216H54V215H52ZM56 216V215H55ZM60 216V215H59ZM49 217V218H48ZM209 217V216H208ZM32 218H34V217H32ZM35 218V219H36ZM85 218V217H84ZM193 219V221H194V226L193 227H191V226H188V228H187V230L184 232L183 231V229H182V224H183V220H187L188 221V219ZM226 218V217H225ZM1 219H5V218H1ZM0 219V220H1ZM21 219V218H20ZM25 219H28V217L27 218H25ZM24 218H23V220H25ZM97 219V218H96ZM96 219L94 220V221H96ZM201 219H202V215H201ZM29 220V223H30V219H28ZM51 220V219H50ZM204 220H205V217H204ZM210 220V219H209ZM27 221V220H26ZM66 221V220H65ZM90 221H93L92 219L90 220ZM2 222H3V220H2ZM6 222V221H5ZM37 222V221H36ZM50 222V221H49ZM56 222H58V220L56 221ZM9 223V222H8ZM45 223V224H44ZM51 223V222H50ZM69 223V222H68ZM67 223V224H68ZM6 224V223H5ZM10 224V223H9ZM54 224V223H53ZM52 224V225H53ZM73 224V223H72ZM91 224V223H90ZM94 224H98V223H94ZM94 224H91V226H93ZM186 224V223H185ZM18 225V224H17ZM36 225V224H35ZM34 225V226H35ZM51 225V224H50ZM51 225V227L52 228H56V227H53ZM66 225V224H65ZM167 225H169L170 226V228H171V231L169 230H167ZM12 226V225H11ZM18 226H20V225H18ZM57 226V225H56ZM64 226V225H63ZM67 226V225H66ZM73 226V225H72ZM39 227V226H38ZM101 227V226H100ZM9 228L11 229L12 227H10L9 226ZM16 228V227H15ZM15 228H12L11 230H12V232L15 230ZM37 228V227H36ZM52 228H50V230H52ZM59 228V227H58ZM68 228H70V227H68ZM97 228V227H96ZM31 229H35V228H32L31 227ZM43 229V228H42ZM46 228L44 227V229H43V231L45 230ZM32 230V231H33ZM54 230V229H53ZM52 230V231H53ZM72 230V229H71ZM76 229H74V231H75ZM1 231H3V229L1 230ZM9 231V230H8ZM37 231L39 232V230L37 229ZM55 231V230H54ZM18 232V231H17ZM22 232H24V231H22ZM6 233H8V232H6ZM21 233V231L19 232V234ZM25 233H27V232H25ZM43 233V232H42ZM50 234H52V232H49ZM76 233V232H75ZM9 234V233H8ZM18 234V233H17ZM18 234V235H19ZM28 234V233H27ZM34 234V233H33ZM44 234H46L45 232H44ZM60 234V233H59ZM21 235V234H20ZM23 235V234H22ZM26 235V234H25ZM29 235H32V233L31 234H29ZM40 236H44V235H41V234H39ZM46 236V235H45ZM48 236V235H47ZM53 236H54V234H53ZM250 236H251V234H250ZM19 237H21V236H19ZM18 237V238H19ZM18 238H16V239H18ZM22 238V237H21ZM39 238V237H38ZM44 238V240L46 241V239H47V241L49 240L48 238H46L45 239V237H43ZM49 238H51V237H49ZM62 238V237H61ZM4 235H3V233L1 232L0 233V248L3 246V244H2V242L1 241H3L4 242ZM32 239V238H31ZM51 239H53V238H51ZM6 240V239H5ZM14 240V239H13ZM12 240V241H13ZM29 240V239H28ZM180 240V239H179ZM17 241H19V240H17ZM22 242H24V237H23V240H21ZM50 241V240H49ZM48 241V242H49ZM177 241V240H176ZM248 241V240H247ZM250 241V240H249ZM16 242V241H15ZM42 242V241H41ZM40 242V243H41ZM55 242V241H54ZM61 242V241H60ZM170 242V244H172L171 242L172 241H169ZM6 243H7V240H6ZM26 243V242H25ZM31 243V242H30ZM45 242H43V244H44ZM176 243H178V242H176ZM249 243V245H250V243H251V241L250 242H248ZM1 244H2V246H1ZM14 244V243H13ZM17 244H20V243H17ZM48 244H50V243H48ZM56 244V243H55ZM54 244V245H55ZM260 244V243H259ZM9 245V244H8ZM46 245V244H45ZM63 245H65V246H63ZM179 245H181V244H179ZM178 245V246H179ZM252 245V244H251ZM17 246V245H16ZM256 246V245H255ZM258 246V245H257ZM256 246V247H257ZM18 247V246H17ZM20 247H24V246H20ZM19 247V248H20ZM26 247V246H25ZM40 247V246H39ZM67 247H69V249H67ZM255 247V248H256ZM14 248V247H13ZM253 248V247H252ZM2 249V248H1ZM0 249V250H1ZM25 249V248H24ZM5 250H7V249H5ZM19 250V249H18ZM23 250V249H22ZM31 250V249H30ZM9 251H12L11 249L9 250ZM27 251V250H26ZM29 251V250H28ZM179 251V250H178ZM2 252V251H1ZM5 252V251H4ZM20 252V251H19ZM19 252H18V254H19ZM32 252V251H31ZM34 252V251H33ZM13 253V252H12ZM39 253V252H38ZM37 253V254H38ZM176 253V252H175ZM23 254H25V250H24V253ZM33 254V253H32ZM31 254V255H32ZM34 254H35V252H34ZM13 255H15V254H13ZM27 255V254H26ZM29 255V254H28ZM3 256H5V255H3ZM2 256V257H3ZM8 256V255H7ZM53 256V255H52ZM164 256V255H163ZM6 257V256H5ZM6 258H8V257H6ZM15 258V257H14ZM18 258V257H17ZM166 258V257H165ZM9 259V258H8ZM10 259H12L11 257H10ZM48 259V258H47ZM2 260V259H1ZM0 260V261H1ZM23 260V259H22ZM27 259H25V260H23L22 261V264H34L33 262H32V258H31V261L30 260H27ZM45 260V261H44ZM164 260V259H163ZM5 261V260H4ZM9 261V260H8ZM7 261V262H8ZM3 262V261H2ZM119 262V263H118ZM139 262V261H138ZM163 262V261H162ZM5 264H6V262H5ZM16 264V263H15ZM36 264V263H35ZM161 264V263H160Z\"/></svg>",
    "mask_w": 264,
    "mask_h": 264
}]
</instances>
